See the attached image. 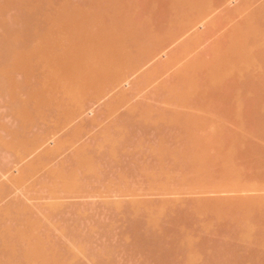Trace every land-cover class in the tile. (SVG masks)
I'll use <instances>...</instances> for the list:
<instances>
[{
    "label": "rangeland",
    "instance_id": "1",
    "mask_svg": "<svg viewBox=\"0 0 264 264\" xmlns=\"http://www.w3.org/2000/svg\"><path fill=\"white\" fill-rule=\"evenodd\" d=\"M4 1L0 0V3L2 4V3H4ZM19 1H17V3H19ZM51 1L52 2L54 1L52 4L50 3L53 6L50 5L49 8L45 7L48 9V10L46 9L47 15H45V17L44 16L42 17V19L44 20V21H42L43 24L48 25V26L52 23V21H54L55 14H57L56 10L59 8L58 5L61 6V4L66 5V7L68 8V10H67L68 12L70 10L72 11L74 9L75 5H77V7L79 6L81 8L82 13H84V14L81 13L82 14L81 16L87 20L86 23L88 21L91 23L90 20L92 19V17H94L95 15L102 14L103 12H104L103 13L104 15H102V17L105 16L106 15L105 12H107V10L109 11V7L113 5V2L115 5L118 4L117 6H119V9H120L119 10L117 8V6L114 5V8L112 7V9L114 11H110V13L113 12L112 13L113 15H115L114 14L115 12L117 13V10H118V13L121 12V10H123L122 8H124V7H125L124 10H127V11H122L121 13H123V12L127 13L128 10L131 9V7H133L135 10L132 11L133 10V8H132L131 9L132 12L131 11L128 12L131 14L133 13V15H131V16L128 15V16L131 17L132 20L135 18L134 19L135 21L133 20L135 23V24H133V26H136L134 28L132 27V25L130 26V30L131 31L134 30L133 33H131V35H132V36H130L131 38L132 37L134 38L136 36H138L140 38L139 34H142L140 32L141 29H143L142 32L145 29V27H143L145 25H141V24L143 22L145 24V22L147 21L146 20L147 15L152 14L151 17H150V15H148L149 16L148 19H150V18L152 19V20L151 19L150 20L153 24H150V25H151V28H153V29L151 30L148 28V30L150 31L148 33L152 32L153 35L149 34V36H148V33L146 32V34H147L146 36L148 37V39H152L151 36H154L156 39H158L157 37H159V39H158L159 43H158V45H155V47L159 48V49L156 50V48H154V46L147 47L149 50L150 49L152 50V53H151V51H149L147 48H146L147 50H145V47L147 45V43L145 41H143V42L141 41L142 45H141V43H139L140 42L139 40L136 42L139 45L134 44L133 43L134 41L132 42V44L129 43L132 46L135 45L134 47H137V48H140V47H138L140 45L143 46L144 44H146L145 46H143L144 48L142 47V49L144 50V52H146V54L144 53L145 54V56H144L143 53H140L141 49L139 51V49H137V48L134 49V47H132L130 45H129L130 47L128 45L126 46V49L128 47H129V49L131 47L133 49V50L131 49V52L132 53L134 52L133 55L130 53V51L128 49L127 50L130 53V55H129V53L126 52V54H128V56H129V58L131 57V55L133 56L130 58V59H132L133 64L131 65L132 62H130L128 67L126 66L128 63L126 65H124V68L126 69V67H127L128 70L125 71L124 68L122 69V71H124V73L126 75L124 73H122V71H121V76L118 75V79L115 82H118V80L121 79V77H123L121 79L123 82L122 81L120 82V80H119L118 84H116L115 82H112L111 80H109L107 82V79H109V78L106 77L107 75L103 72H102L103 75H106L104 79L102 78V76L99 75V72H100L99 66H100V62H101L100 61L98 63L99 66L96 67L97 68L96 70L98 71V69H99V72L97 73V71L94 69L96 71L95 73H97V75L92 78V81L98 75L100 76L99 77L100 80H97L98 78H96V80H94L92 82V84L90 82V85L88 84L89 85L88 88L91 87L90 90L87 89V86H86L87 90L81 89V91H83V92H81L80 94L84 93L82 95H84L85 98H84V96L78 95L79 96L78 97L76 95H73L75 93V90H73L74 93H72L71 91L67 93L66 91H69L72 89L68 88L70 86V84H69V82L66 83V81L65 82L61 81V82H63L62 85L60 86V84H61V82H60L58 85L59 88H57V86H56V88L54 90L48 89L46 86L42 87L41 91L43 93L46 94L49 90H51L52 93L54 94L53 96L57 97L56 100H58V102L61 101V102L66 104L67 108L69 109V113L67 112V114H63L61 112H58L56 106L54 107V105L53 106L51 105L50 107L46 106L44 108L45 109L44 110V116L45 115H48V116H45V117L44 116H38L36 108H35V106H33L32 110H34L33 116L35 118L33 119L32 115H31L32 122L29 123L27 118H25L21 114L20 107L16 106L17 103H16L15 99L11 96V94H9L7 91H5V92H3L2 90L0 91V185H2V189H4V190L7 189L5 191V193L7 192V194H5L3 192L4 190L1 191L2 193L0 192V197H1L0 198V214H1L0 215V218H1L0 219V223H1L0 228H4L5 226H8V225L10 226V232H8V235H6V233H5L4 236H8V237L10 236L9 240H11L10 243H11L12 248H13V253L6 252V254L10 253V255L7 257H9V258L12 257L13 261H11V264H12V262H14V264H24V263L36 264V261H37L36 259H39V257L41 255H39V257L37 256V258L34 259V256H35L34 250L35 249L30 247L31 244H29V242L33 243L34 241L37 242V240H41L42 243H43L42 240H44V242L46 241V243L48 245L44 243L45 244V245L43 244L44 247L46 245L49 246V244H50L51 247L55 248V250L57 251V254L55 253V255H54V249L51 248V250L53 249L52 250L53 253L51 251L49 253H52L53 255L48 253V255H50V256H48V255L47 256H48V258L51 257V259L53 258L54 260L57 257L59 259V262L61 261V257L62 258L64 257L63 259L65 260V257H67L69 255L68 251H70V255L68 257L70 258V256H71V258L67 259L68 264H71L70 262H72L74 264H77V263L78 264H94V263L95 264H101L103 262L102 264H106L107 263L106 261H108L107 264H112V263L113 264H165V263L166 264H181L182 263L183 264L184 262H185L184 264H237V263L238 264H264V227H263L264 226V210H263L264 209V205H263L264 204V193H263L264 192V180H263L264 179V142H263L264 141V135H263L264 134L263 133L264 128L262 127L263 128V130H262L261 127H259V126L264 125V124L262 125V123H264V119L260 120V118L262 116H264L263 115L264 114V68H261V67H264V64H263L264 62L261 64V62L263 61V57H262V59H261V57L259 58V56L262 55V50L256 48L259 56L257 55L258 60L256 58V61L252 64L251 71H248L250 69H245L248 72H251V75L253 76V79H252L253 83L250 82V84L252 85L251 88H250V84H248V86H247L249 92L247 91V88H246V90L244 89L245 91L242 92V95L240 97H239L238 92H240L241 89L238 88V84H237V81L234 78V76L229 75L228 77L226 76L225 79H223V80L219 79L218 76H216L215 69L213 68V65L215 62H217L219 60L223 61L224 58H225V60H226V58L232 59V57L235 56V54H233V52H230V51L232 49L231 44L233 43V35L235 38H237L236 36L238 34V32H237L238 29L240 31V30H243L244 27H246V29H247V27L249 28V26L252 27L253 26L252 22H254V21L256 22L255 25H258V27H260L259 25L262 26L264 24L263 23L264 22V18H263L264 14L261 13L262 9L264 8L263 7L264 6V0H240V2H238L239 0H237V1L236 0H232V1L230 0L232 3L229 0H228L229 2L227 0H213V2L215 3V5L213 3L214 7H213V5L212 6L208 5L206 8L204 6H202V4L200 5V4H198V2L194 1L197 5H199V7H198L191 0L190 1L183 0V2L187 5H182V6L178 5L181 2L172 3L171 0H168V2L172 3L171 5L176 7L177 11L174 10L175 16L178 17V15L180 14L181 15L180 17H182V15L186 14L183 17H185V18L189 17L187 20H189L191 18V22H190L191 24L188 25L189 27L187 26L188 29H183V30L177 29V31H175L177 33L175 34V32H174L173 33L174 35H172L171 33L167 34L165 32L166 29L164 28V27H166L164 24L165 23L164 21L167 20L168 12H170L172 9H174V7L171 6L166 0H163L164 2L161 0H157L158 2L160 1L159 3L163 2V4H165V5L169 4V5H167L168 7L163 5L164 10L166 9L165 7L169 8L168 10L166 9V11L162 10L163 8L160 7V6H162V4H159L157 1H153V0H152L153 2L150 0H140V1L139 0H106V1L105 0L104 1L103 0L102 1L101 0L100 1L99 0H59V1L58 0H51ZM135 1L137 4L133 3ZM175 1L176 0H174V2ZM218 1L221 3L219 4ZM35 2H38V1H35ZM100 2H101V4H99ZM156 2L158 3V5L154 4ZM165 2H167V3H165ZM188 2H190L192 4L194 3V6L196 5V7L199 8V10L195 9L196 7H193V5H191L190 3L188 4ZM236 2H238V3H236ZM13 3H14V1H13ZM106 3L107 4L109 3L110 6L106 5ZM111 3H112V5H111ZM132 3H133V5L135 4L136 7H134L132 5ZM44 4L46 5V3H44ZM176 4H177L179 9H177ZM226 4H227V6H226ZM8 5H9V3H8ZM17 5H19V6L21 5V7H22V4H20V3L16 4V5H9L8 7L4 8V9H6V12L4 9H1L4 6L3 7L1 6L0 13L2 12L3 14L2 15L0 14V34L2 32L4 33L5 30L7 31V29L4 30L5 27L3 28V25L5 23L1 22L4 20L6 21V23H11L8 25L12 26V27L15 26L16 29L18 28L19 25L22 27L23 23L21 25V21H22L21 18H23L25 16L23 14V17H22V14H21L22 8L19 9L18 8L19 6H17ZM90 5L93 8L94 7L95 8L93 9ZM93 5H95V6H93ZM100 5L103 6L102 8H105V9L104 10L102 8L100 9L99 8V7H101ZM105 5H106V7H104ZM127 5L128 6L131 5V7L130 8L127 7V9H126ZM142 5H143V7H142ZM149 5H151V6L149 7ZM154 5H155V8H154ZM6 6H7V4H6ZM89 6H90V8H89ZM96 6H99V7H96ZM187 6H188V8H187ZM228 6H231V8L230 7L228 8ZM15 7H17V8H15ZM137 7H138V9H137ZM148 7H149V9H148ZM152 7L154 8V10L153 9L151 10ZM216 7H218V8L216 9ZM225 7H227V8H225ZM62 8H60V10ZM83 8H85V9L82 10ZM91 8L94 10V12H90V10L92 11ZM145 8L148 9L149 13H147L148 11ZM159 8L160 9L162 8L161 10H162V12L163 11L164 12L162 13L161 11H159L160 10ZM191 8H192V10L190 11ZM200 8H201V10H200ZM202 8L211 9L210 12H212V13L210 14L209 10H205L206 11L205 12L204 9H202ZM260 8H261V10H260ZM95 9L97 11L99 9V10H101V12L98 11V13H97ZM157 9H159V10H157ZM188 9H189V13L192 12L191 13L192 16L191 15L188 16L189 15L187 13ZM193 9L195 10V12H193L194 11ZM60 10H58V12ZM179 10L180 11L182 10L183 12L185 11L184 14L183 13L181 14ZM202 10L206 16L204 14L202 15V13H201ZM259 10H260V12H257ZM85 11H87V13L90 14L91 17L89 15L87 16L85 14L86 13ZM151 11L153 13H150ZM156 11L157 12L159 11V13H162L161 17L159 16V13L155 14ZM144 12L147 13L146 16H143L145 14ZM94 13H95V15H94ZM110 13L107 12V17L108 16L109 17L108 18L105 17V18L111 19L110 16H113V15L112 14L110 15ZM164 13H166V14L163 15ZM195 13H198V15H200L199 18L201 17V19H198V15ZM207 13L210 16L207 15ZM255 13H256V15L258 14L257 16L260 15V17H256L254 15ZM119 14L118 15L116 14V17L121 15V14L120 15ZM20 15H21V17H20ZM40 15H41V13H40ZM58 15H56V19L58 18L57 17ZM153 15L155 16V18H153L154 17ZM162 15H163V17H162ZM261 15H262V17H261ZM86 16L88 18L90 17L91 19L86 18ZM132 16H133V18H132ZM193 16H194V18H192ZM252 16H253V18L256 17V20L253 21ZM60 17L64 18L63 16H60ZM100 17L101 16L99 15V18ZM114 17L115 16H113L112 18H114ZM52 18H54V19H52ZM157 18H158V20L161 18L163 20H160V23H159V21L156 20ZM203 18H207V19L205 20ZM56 19H55V22H57ZM58 19L61 20V18H58ZM102 19L103 18H100V20L103 22L104 19L103 20ZM107 19H106V21H107ZM131 19L129 18V20H131ZM210 19L212 21H210ZM40 20H41V18L37 21H40ZM150 20H148V21H150ZM153 20H154V22H153ZM46 21H48V22H46ZM59 22H58V24H59ZM89 22H88V24L90 25V27L88 26V24L85 23L87 30L93 26V25L91 26V24ZM110 22L111 21L105 22V23L109 24ZM192 22L193 23L197 22V24L194 23L195 24L194 25V24H192ZM199 22H201V23L198 24ZM1 23L2 24L4 23V24L2 25ZM105 23H104V25H105ZM129 23H128V25L131 24V23L130 24ZM203 23L205 26H203ZM53 24H51V25H53ZM60 24H61V22H60ZM60 24H59V26L62 27L63 25H60ZM92 24H95V23L92 21ZM161 24H162V27H159ZM40 25H41V22H40ZM54 25H53V27H55ZM96 25L93 26V29L92 28L90 29V31H91L90 37L92 38V41L89 38L90 31L87 32V35L88 34L89 35L87 36L86 39H89L90 43L97 41V39H99L100 36L104 37V35L106 34V31L108 30L107 32L108 33L110 32V35L107 33L106 37H104V38L106 40L107 37L108 38L110 37L109 39H107V40H109L108 43H105V45L109 46V44L111 43V41H110L111 30L110 31H109V29L106 30L105 26H104L103 29H105V31H103L102 27L100 28V26L103 25V23L101 25H97V28H96ZM5 26L8 29L11 28V27L9 28V26H7V25H5ZM43 26H40V27H42L44 29V27H46V26H44V27ZM56 26L57 27H55V28H53L51 26L49 29L52 30V32H55V31L58 32L60 27L58 28V25H56ZM191 26H193V27L191 28ZM23 27H25V24ZM38 27H39V25H38ZM98 27L100 28V30ZM140 27H142V28H140ZM239 27H243V28L241 29ZM255 27H257V26H255ZM262 27L264 29V25ZM15 28H13V29H15ZM56 28H57V30L54 31V29H56ZM132 28H133V30H132ZM194 28L197 29L196 30L197 32L194 30ZM236 28H238V29H236ZM1 29H3V31ZM40 29H37V31L35 29V33H37V36H39L38 33L40 31H38V30H40ZM158 29H161V30H158ZM62 30H63V32L65 31V33L62 34V31L60 29L61 33L59 32L60 33L59 36L63 35V37H62V40H63L64 37L65 38L68 37V32H67V30H65L63 28H62ZM153 30L155 31V33ZM178 30H180V32H178ZM187 30H192V31H190L191 33H189V31L187 32ZM260 30H262L261 27H260ZM44 31H45V29H44ZM44 31H42V32H44ZM183 31L185 34L184 35L185 41L183 40L184 38L183 39L181 38L182 40L180 39L181 42H179V38H177V37H180L181 35H183V33H181ZM233 31H235L236 33ZM42 32H41V34H42ZM46 32L47 31H45V33ZM103 32H104V35H102ZM136 32H138L139 34ZM159 32L162 33L161 38H160V36H158L159 34H161ZM185 32L189 33L190 35L186 34ZM35 33H33V34H35ZM134 33L136 34V36L135 35L133 36ZM163 33L166 34V36ZM233 33H235L236 36ZM33 34H32V36H33ZM64 34H67V37ZM179 34H181V35L175 36V35H179ZM170 35H171V37L174 36L173 38L176 37L175 38L176 40L170 39L171 38V37H169ZM34 36H36V35H34ZM93 37L97 38V39H93ZM138 37H136L135 39L137 40ZM165 37L167 39L169 37L168 41ZM104 38H102V40ZM162 39H165V41L167 43L164 40L163 41L165 43L163 41H161ZM32 40H30V42L31 41L34 42V39H32ZM37 40H39V39H37ZM102 40L99 39L98 40L99 43L98 44L95 43V49L96 50H97V47L100 50H101V48L104 47V44H103L104 40L103 41ZM169 40H170V42H169ZM172 40H175L174 45L171 44V43H173ZM234 40H237V39H234ZM39 41H35V42H39ZM155 41L157 43V40H155ZM176 41H178L177 42L178 44L175 43ZM84 42H88V40H86ZM113 42H114V40L112 39V43ZM162 42H163V44H161ZM29 43H28V45H29ZM181 43H183V44H181ZM31 44H33V43H31ZM37 44H33V46L31 45L32 50L33 51L35 49L36 50L34 52H32V50L30 49L31 51H29L27 53V59H28L27 61L28 62H27V64L25 62V64H26V66L29 67L30 62H31L32 64H31L30 68H33L34 67L33 64L37 65L39 63L38 67L35 66V73L40 75V77L41 76L44 77L47 74V72L49 71V70L47 71L48 65L46 62L44 63L43 61H41V59L39 58L40 55H38L36 53V51L42 52L45 48H47V50H45V52L46 51L47 52L45 53L43 51L42 54L43 53L48 54V49H50V46L47 45L49 47H46L45 44H38V45ZM84 44L85 43H83V44L81 43L78 46L82 48V46ZM86 44L87 45L83 46V47H85L86 50L90 49L92 51V49H93V51H94L93 53L96 52V54H94V56H96L98 52H100V53L103 52L100 50L95 51L94 47L89 48V47H91V44L89 46H88V43H86ZM93 44H92V46H93ZM100 44H101V46L103 44V46L101 48L99 47ZM169 44H170V46L168 47ZM179 44L181 46H179ZM36 45H37V48H39V49H40V47H42V50H39V49L37 50V48H35ZM161 45H162V48H161ZM177 45H178V49L180 47L182 48V51H181V48L179 50L176 49ZM78 46L76 47V52L73 51V49H72L73 47H71V48L70 47H63L64 49H62L60 51L59 55L62 53L61 54L62 56L60 55L62 59L63 58L64 59H66V58L70 59L72 56H78L77 58L79 59V61L80 60L82 62L84 60L86 61V57L88 56V54H86V51L83 48V51H82V49L81 50L78 49V50H79V52L81 51L80 54L82 52L83 53L85 52V54L87 56L84 54V57L86 56L84 58V57H82V55H78L79 54V52L77 50ZM111 46H112V48L114 46V49H115V45L110 44V47ZM164 46L166 48H170L171 50L169 49L168 53H167L168 49H166V51L162 52L161 50L163 48L165 50ZM183 46L184 47L186 46L184 52H183V49H184ZM29 47H30V45H29ZM51 49H53V48L51 47ZM66 49H68V50L70 49V51H68ZM71 49L73 52H71ZM136 49H137V51H136ZM174 49H176V50L174 51ZM103 50H104V48H103ZM143 50H142V52H143ZM153 50L156 51V52H154V54H153ZM65 51H67V52H65ZM171 51H172L171 54H174V52H175L174 56L170 55ZM50 52H51V56H53L55 53L53 58H55V56L57 57L58 54H57V52H54V49H53L54 53H52V50H49V53ZM63 52L66 54L65 55L66 58L63 57L64 56ZM68 52H71L70 54L73 53V55L71 56L70 54H68ZM137 52H139V53H137ZM148 52H150V53L148 54ZM159 52H161V53H159ZM164 52H166V53H164ZM176 52H177V54H176ZM254 52H255V49H254ZM254 52H253V54H254ZM29 53H31L30 54L32 56L31 59L29 58V56H30ZM74 53H77V54H74ZM100 53H98L97 56L98 57L101 56V58H102L103 54L102 53L100 54ZM155 53L157 56L155 55ZM157 53H159L160 55ZM39 54H41V53H39ZM147 54L150 55L151 58L153 57L152 59H154L151 63L147 64L149 68L147 67V68L141 69V67L139 65L136 66V62L138 63L139 61H141L140 58H142V60H143L144 57L148 56ZM67 55L70 56V58H68ZM254 55H256V54H254ZM47 56H50V55H47ZM60 56L57 57V60H56V58L53 60L52 57L51 58L48 57V58L51 60V62H54L55 60H56L55 62H57L58 59H61ZM79 56H81V58H79ZM90 56L92 57L93 55H90ZM97 56H96V59H99ZM134 56H135V58H134ZM161 56H162V58H161ZM168 57H171V58L169 59ZM137 58H139V59L137 60ZM166 58H168V59H166ZM220 58L221 59L223 58V59L221 60ZM29 59L32 61H30ZM102 59H100V60H102ZM162 59H164V60H162ZM34 61H35V63H33ZM85 61H84V63H81V64H86L87 62H85ZM97 62L98 61H96V63ZM39 65H41V66H39ZM93 65H95V64H93ZM130 65L133 66L132 67L133 69L129 68V67H131ZM152 65H154L155 67L157 66L158 70L155 71L154 69H156V68L151 70L154 67ZM95 66H97V65H95ZM101 66H102V64H101ZM135 67L136 68L138 67L140 70L135 69ZM38 68H39V70H38ZM1 69L2 68H0V73H1V75H3L4 72ZM189 69H191L190 72L188 71ZM17 71H18V69L16 70V72ZM44 71H45V73H44ZM133 71L139 72V75L141 74V77L139 78L138 73L137 72L134 73ZM148 71H149V73H148ZM151 71H153L154 73H152ZM20 72H21V70H20ZM20 72H19V74L17 73L15 75L16 77H14V78H16L17 80L19 78L18 83L23 84L25 82L24 80H26L25 79L26 77L23 76V74H21L22 72L21 73ZM38 72L39 73L41 72V73L39 74ZM129 72L131 75L128 74ZM145 72H147L148 74ZM102 73H101V75H102ZM142 73H145V76ZM182 73L186 74V76L185 75H183V76H185V77L188 76L189 79L183 77ZM245 73H247V72H245ZM135 74H137V76ZM180 74L183 78L182 81L179 80V78L181 77ZM123 75L126 76V78H124ZM119 76H120V78H119ZM191 77L194 80H196V82L199 84L193 83L195 81L193 80V82H192ZM22 78H23V80H22ZM127 78H128V80H126ZM185 79H187L188 83L185 81ZM30 80H32L35 83L37 81L35 79V77L31 78ZM101 80H102V84H103L101 86L107 87V88H103V90H107V91H105L106 94L108 95V96H106V98H105V95L100 96L98 94H97L98 97H96L97 91L95 92V89H97V90L102 89L100 86L101 83L98 84V82ZM104 80H106V81L103 82ZM253 80H255V81H253ZM131 81L133 82L134 85L132 84ZM179 81L183 82L184 85L186 84L185 86L188 87V89H186V92L188 90H191L190 86H192V84H196L195 87L198 85V87H199L198 88L199 91L197 90L198 93L195 91L196 88H193L194 87V85H193L192 86L193 90H191L193 92H191V91L188 92L189 96L187 95V98L186 97L183 98L184 96H182V98H181L182 100H181L180 95H182V94L180 92H182V91H180V90L182 88L180 87L181 82H179ZM109 82H111V84L112 83L113 84L111 85ZM93 83H94V85H93ZM108 83H109V85H108ZM122 83H123L124 87L121 86ZM96 84H97V86H95ZM115 84L118 87L114 86ZM91 85H93V88ZM129 85H131V86H129ZM177 85L180 88L176 87ZM184 85H181V86L184 87ZM62 86L64 87V89H61ZM98 86L100 88H98ZM172 86H175V89ZM65 87L68 89L66 90ZM94 87H96V88H94ZM171 88H173L175 91L172 90ZM89 91H90L91 95H93V96H91L89 94ZM183 91H185V90H183ZM64 92H66V93H64ZM78 92L79 91H77L76 94H78ZM85 92H87V93H85ZM52 93H49V94L51 95ZM70 93H72V95L74 97L72 95L67 96ZM193 93H196V94H193ZM172 94H173V96H172ZM184 94H186V93H184ZM46 95H48V94H46ZM70 96H72L73 98H70ZM86 96H87V98H86ZM173 98H175L176 101ZM65 99H67V100H65ZM170 100L173 102L169 103ZM144 102L146 103V106H145ZM181 102L184 103L185 107ZM142 103L144 104V106L146 108L144 106H142V107L145 109H147V107H148L147 110L150 111V112L148 111V115H149L148 118L150 119V117H151V119L149 121H147V120L145 121L144 120L145 117L143 118L139 114L138 115L135 114V116H134V113H135L134 109L137 110V107L139 109V107L141 105H143ZM147 103L148 104L150 103L151 105L149 104V106H148ZM72 104H74V105H72ZM261 104L263 106H260L262 108H259V105H261ZM256 107L259 108L260 112L258 111V108H256ZM47 108H48V110H46ZM50 108H51V110H50ZM249 111H251V112H249ZM155 112H158V115H155ZM252 112L256 116L255 115L253 116ZM257 112L259 114H261L260 118L257 117V115L259 116V114H256ZM150 113H151V116H150ZM159 113H161V115L164 113L161 117L163 118L164 116H166L167 119L169 120V123L166 122L167 124H164V125H166L164 127V125L162 123L165 121L161 122L162 119L158 118L159 122H161V125L163 126L162 128H160L161 130L159 129V127H161V126H159V125L157 126V124L155 125L157 120H154V122L151 121L152 118L155 119V117H157V116L160 117ZM234 113H236V114H234ZM243 113H244V115H243ZM237 115H239V116H237ZM128 116H130V117H128ZM131 116H134V117H131ZM177 116H178V118H177ZM124 117L129 118V119L133 118V122L131 119L130 120L134 125L131 127H128V125L126 124L127 125L126 131L129 129L128 130L129 133H128V135H125V134H127L128 131L127 132L124 131V132H126L124 135L127 139L124 137L126 139V140L124 139L125 140L124 141L123 139L118 138L119 140L117 141V137H119L121 133L120 134L117 133L120 130L116 131L114 129H116V125L119 124L120 122L123 123L124 120H128V119H125ZM189 117L192 120L189 119ZM244 117L246 120L243 119ZM148 118L146 117V119H148ZM193 118L197 121L194 122ZM262 118H264V117H262ZM134 119H136L137 121ZM215 119L217 122L214 121ZM119 120H120V122H119ZM130 120H129V122H130ZM173 120L174 121L176 120L175 121L176 124H174ZM116 121H118V122H116ZM134 121H136V123ZM170 121L173 123L171 124ZM186 121H188V122L191 121V123H192L191 125H194L196 122H198L196 124V126L197 125L198 126L197 127L195 126L196 128L194 127L193 131L191 130L192 133H188V131L185 132L186 130L191 129V128L190 129L188 128L190 123H188ZM260 121H262V122H260ZM125 122H128V121H125ZM129 122H128V124H129ZM145 122H146V124H145ZM159 122H158V124H160ZM258 122H259V126H258ZM26 123H28V124H26ZM132 123L129 124V126L132 125ZM180 123H181V125H180ZM218 123H220V124H218ZM24 124H25V126H24ZM186 124H187V126H186ZM223 124H225V125H223ZM245 124H247V125H245ZM119 125H121V124H119ZM144 125H146V126H144ZM257 126L261 130L257 129L256 128ZM26 127H28V128H26ZM120 127L121 126H119V128ZM112 128H114V129H112ZM123 128H125V125ZM13 129H14V131H13ZM255 129L257 131H254ZM23 130H25V131H23ZM123 130H125V129H123ZM55 131H56V133H55ZM105 131H109V132L105 133ZM191 131H189V132H191ZM250 132H252V133H250ZM255 132H258V134H255ZM22 133L24 134L23 136H26V134H27L28 143H29L28 144L29 150H33L32 147H35L36 145L38 146L39 144L44 143V144L39 146L40 148L36 147L38 149L35 152H34V150H35V148H34L33 153L31 155H28V157L26 156L27 158L23 157L26 154H24V155L20 154V152H19L20 144L18 143V141H16V137H22ZM193 133H195V134H193ZM261 133H262V135H261ZM110 134H112V135H110ZM196 134L200 135V136H198L199 138L197 137ZM221 134L224 137L220 136ZM252 134H254V135H252ZM194 135H195V137H194ZM204 135L206 137H207V135H209L208 137L210 138V136H211V138L210 139L206 138V137H204ZM234 135H235V138H233ZM189 136H190V138H189ZM106 137H108V139ZM121 137L123 138V136H121ZM196 137H197V139H201V140L204 137L206 139V141H207V139H208V141L212 140L210 142V145L213 144V146L211 145L213 148H211L210 145L207 146L208 145L207 142L206 143L204 142L207 146V151L210 148L208 155L205 156V154L203 153L205 151L203 149L206 148V146H205L203 149H201V150L199 149L200 151L203 150L202 153H203L204 157H202L200 155L202 153H199L198 157L197 156L195 157V155L192 154V155H194L193 157H195V160H194V158L191 157V155H190L193 151L191 153H189V152L191 150H195V149H193V148H195L193 146H196L197 143L194 144L193 142L196 140ZM200 137H202V138H200ZM213 137H214V139H213ZM228 137L233 138V142L236 141V140L234 141V139H236V137H237V141H236L237 143L236 144H239L240 146L233 143L230 140V138H228ZM238 137H240L239 138L240 140L238 139ZM109 138H112V140ZM194 138H195V140H193ZM60 139H62L63 141H61ZM224 139L227 140V141L225 140V142H227V143L224 142ZM56 141H57V143H56ZM203 141H205V140L203 139ZM229 142L232 144H230ZM200 143L202 145H204L202 142H200ZM221 143L222 144L224 143V144L222 145ZM226 144H229V145H226ZM162 146L167 148V150L170 149L169 152L170 153L172 152L173 156H172V154L170 155V153L168 151H166L165 148H163L165 150L163 152H166V154H164V153L161 154V152H159V151H161L160 149L162 148ZM218 146H219V148H218ZM224 146L227 148L229 146L231 153H229V150H227V148H225ZM47 147L48 148L50 147V149H48ZM113 147H114V149H113ZM117 147H118V149H117ZM120 147H121V149H120ZM197 147H198V145H197ZM240 147H241V149H240ZM45 148H47L48 150ZM43 149H45V150H43ZM189 149H191V150L189 151ZM114 150L116 153L114 152ZM196 151L197 152H194V153H198L197 148H196ZM207 151L205 153H207ZM213 152H214V154H213ZM255 152L257 153V156H256ZM112 153L114 156L116 155L115 158L113 155H111ZM176 153H177V155H176ZM167 154H169V155L167 156ZM179 154H180V156H178ZM217 154L221 160L219 159V157H217ZM37 155L41 156L40 159L38 158V161L36 159ZM229 155H230V157H229ZM84 156H88V158L89 157L91 158V159H89L90 162L92 163L91 166L93 165V167H96L95 169L93 168L92 170H89L90 167L87 166L88 164L87 165H86V163H85V165L83 164L85 161H88V159L87 160H81V159H83ZM211 156H214V158ZM260 157H262V158L259 159ZM203 158L205 160H203ZM215 158H217V159H215ZM227 158L229 159V161L227 160ZM208 159L211 161H209ZM198 160H200V161H198ZM29 161H32V166H33V164H36L35 167L30 168ZM40 161H41V163H40ZM92 161H94V162H92ZM212 161H213V163H212ZM223 161L225 162L226 166L224 165ZM229 162L230 163L232 162V163L229 164ZM203 163H205V164H203ZM27 164H28V167H27ZM229 165H232L233 167H231ZM230 167H231V169H230ZM196 168H198L199 170ZM63 171H64L65 175L63 174ZM171 171H173V172H171ZM59 172H62V173H59ZM230 172H231V174H230ZM233 173L235 175L232 176ZM234 176H236V177H234ZM17 177H18V180H16ZM224 177H225V179H224ZM230 177H231V179H230ZM68 178L70 180L72 178L73 179L70 181ZM256 178H257V180H256ZM189 180H190V182H189ZM219 180H221V181H219ZM153 181H154V184H153ZM68 183L69 184L71 183L70 186H67V185H69ZM155 184H157V185H155ZM216 185H217V187H216ZM183 186H185V187H183ZM224 186H225V188H224ZM152 188H153V190H152ZM179 188H180V190H178ZM66 190H67V192H66ZM165 190L167 192H165ZM72 192L73 193L78 192V193L73 194ZM202 192H203V194H202ZM206 192H208V193H206ZM68 193H71V194H68ZM150 193H152V194H150ZM190 193H191V195H190ZM139 195L142 197H140ZM194 195H195V197H194ZM159 196H160V198H159ZM153 197H156V198L153 199ZM168 198H169V200H168ZM185 198H187V199L185 200ZM258 198H259V200H258ZM151 199L153 200V202L151 201ZM161 199L163 200L162 202H161ZM181 199H183V200H181ZM227 199L230 202H228ZM241 199H242V202H244V203L241 202ZM164 201L166 202V204H164L165 203ZM193 201H194V203H193ZM226 201H227L228 205H227ZM151 202L153 205L151 204ZM154 203L156 205H154ZM187 203H188V205H187ZM167 204H168V206H167ZM176 204H177V206H176ZM189 204H191V205H189ZM221 204H222V207H221ZM169 205H170V207H169ZM193 205H195L196 207ZM10 206L11 207L14 206V207H12L13 214H11V215L9 214L8 216H6L4 214V212L6 210L5 208H8ZM183 206L184 207L188 206V207L187 208L185 207L186 209H184ZM190 206H192V208ZM141 207H143V209ZM152 207L154 208V210L152 209ZM235 207H237V208H235ZM172 208H174V209H172ZM123 209L125 211H123ZM190 209H191V213H190ZM192 209H193V211H192ZM185 210H187V211H185ZM235 210H236V212L234 213ZM197 211H199V212L197 213ZM212 211H214V212L212 213ZM216 211H217V213H216ZM241 211H242V213H241ZM186 212L189 214L190 218H189L188 214H186ZM193 212H194V215L196 214V216H194V217L192 216ZM211 213H212V215H211ZM214 213H216V214H214ZM218 215H221V216H218ZM222 216H223V218H222ZM195 217H196V219H195ZM220 218H221V220H220ZM137 219L139 221H136ZM233 219H234V221H233ZM133 220H135L138 223H136ZM140 220L142 223H140ZM196 220H198V221H196ZM132 222L134 224L135 223L136 224L133 225ZM159 222H161V223H159ZM206 222H208V223H206ZM215 222H216V224H215ZM30 223L31 224L35 223V224H32L33 226L31 227ZM143 223L145 224V227L143 226ZM191 223H192V225H191ZM141 224H142V226H140ZM136 225L138 227H136ZM194 226H195V228H194ZM139 227H143V229L146 228L145 229L146 231H148L147 228L148 229L150 228L151 230L149 233H151V235L148 233V236L149 235L152 236V233H154L156 236H158V234H159V235L163 236L164 239L163 238L161 239L163 241L160 240L161 236H159V240H160L159 245H158V237H156V236H154V238H152V237L149 238L150 240H147L148 236L147 237L145 236L147 234V232L141 228H140L141 229L140 230ZM209 227H210V229H209ZM134 228H135V231L133 230ZM192 228H194V229H192ZM27 229H29V230L27 231ZM189 229L192 231H190ZM195 229H197V230H195ZM33 230H35V232ZM136 230H137V232H136ZM142 230H143V232H142ZM20 231H23V232L26 231L25 233H27V235L26 236H19ZM32 231L34 232V234H32ZM193 231H194V235H192ZM139 233H140V235H139ZM143 233L145 234L144 236H143ZM156 233H158V234H156ZM167 233H169V234H167ZM36 235L38 237H36ZM171 237H172V239H171ZM175 238H179V239L177 240ZM174 239L178 242V244L180 246H177L178 244ZM260 239H261V241H260ZM143 240H144V243L142 242ZM156 240H157V242H156ZM172 240H174V242ZM194 240H195V242H194ZM149 241H150V243H148ZM152 241H154V242H152ZM139 242L141 243L140 246H139V244H140ZM163 242L164 243L166 242V243L163 244ZM169 242H170V244H169ZM191 242L194 244H191ZM151 243H152V245H155V246H152ZM160 243H161V246H160ZM156 244L159 247L164 246V247H162V250L160 252H159V250L161 248L159 249V247ZM183 244H185V245H183ZM166 245H167V247H166ZM182 245H183L184 250L181 248ZM37 246H39V248H38L39 250H36V251L41 252L40 245H37ZM186 246H188L189 248L188 247L186 248ZM190 246H191V248H190ZM194 246H196V247H194ZM200 246L202 249L200 248ZM41 247H42V245H41ZM58 248H60V249H58ZM163 248H166V249H163ZM168 248H170V249H168ZM32 249H33V252H31ZM178 249H180V251H178ZM195 249H197V250H195ZM185 250H187L188 252L187 251L185 252ZM58 251H60L61 253ZM2 252H4L3 249H2ZM2 252L0 253V255L2 254ZM73 252H74V254H73ZM157 252L159 255L157 254ZM183 252L185 253V255H183L184 254ZM42 253H43V250H42ZM166 254H168V255H166ZM103 255H104V257H103ZM1 256H3V255H1ZM29 256H31V257H29ZM42 256H43V254H42ZM94 257H96V258H94ZM161 258H162V260H160ZM10 259L7 261L10 262ZM76 259L78 260V262H75V261H77ZM108 259L109 260L111 259V260L109 261ZM231 259L232 260L235 259V260L231 261ZM43 260H45V257H43ZM43 260H41V261H43ZM113 260L115 262H113ZM38 261H40V259ZM163 261H164V263H161ZM222 261H224V262H222ZM50 262L46 263V264H51ZM62 262H64V261L62 260ZM3 263H6V262H3ZM37 264H40V263L37 262ZM44 264H45V262H44Z\"/></svg>",
    "mask_w": 264,
    "mask_h": 264
},
{
    "label": "bare ground",
    "instance_id": "2",
    "mask_svg": "<svg viewBox=\"0 0 264 264\" xmlns=\"http://www.w3.org/2000/svg\"><path fill=\"white\" fill-rule=\"evenodd\" d=\"M4 1V0H3ZM8 1V2H7ZM5 0L4 1V3H0L1 5H0V8H1V6L3 7V8H1V9H4V8H6V7H8L9 5H16V4H22V7H21V5L19 6V5H17V6H19L18 8L19 9H21V14H22V17H23V14H24V16L25 17H23V18H21V25H22V23H23V25H22V27L19 25H17L18 26V28L16 29L15 28V26L14 27H12V26H9L8 24H11V23H6V21L4 20V21H1V22H4L2 25H3V28H4V30L5 29H7V31L5 30L4 31V33L2 32L1 34H0V68H2L1 70H3V72H4V74L3 75H1V73H0V91L2 90L3 92H5V91H7L9 94H11V96L15 99V101H16V103H17V105L16 106H18V107H20V109H21V114L25 117V118H27V120L29 121V123L30 122H32V120H31V115H32V118L34 119L35 117L33 116V114H34V110H32V107L33 106H35V108H36V111H37V115L38 116H44V108L46 107V106H53L54 105V107L56 106V108H57V110H58V112H61V113H63V114H67V112L69 113V109L67 108V106H66V104L65 103H63V102H58V100H56V98L57 97H54L53 95V93H52V89L54 90L55 88H56V86H57V88H59L58 87V85H59V83L61 82V81H63V82H65L66 81V83L67 82H69V84H70V86L68 87V88H70V89H72V90H69V91H66L67 93L68 92H72V93H74V91L73 90H75V93L73 94V95H76V96H78V95H80V96H84V95H82V94H84V93H82V94H80L81 92H83V91H81V89L83 90V89H86V86H87V89L88 90H90L91 89V87H89L88 88V86L90 85V82H91V84H92V82L94 81V80H96V78H98L97 80H100V76H102V78L104 79L105 78V76L106 77H108L109 79H107V82L109 81V80H111L112 82H115V81H117V79H118V75H120L121 76V71H122V69L124 68V65H126L127 63V67H128V65L130 64V62H132V59H130L131 57H133L132 55H133V53L131 52V49H132V47H134V46H132L131 44H132V42L134 43V44H137V45H139L138 43H136L138 40L140 41L139 43H141V45H142V42L143 41H145L146 43H147V45L146 44H144L143 46H145L146 45V47H145V50H147L148 48L147 47H151V46H154V48H156L155 47V45H158V39H159V37H157L158 39H156L154 36H151L152 37V39H148V37L146 36L147 34H146V32L148 33V32H150L149 30H148V28L149 29H153V28H151V25L150 24H153L152 22H151V20L150 19H148V15H150V14H148L147 15V13H149V11H148V9H149V7L152 5H149V7H148V9L147 8H145V9H147V13H145L143 16H146L147 15V21L145 22V24H144V22L141 24V25H145V26H143V27H145V29H144V31L142 32V30L143 29H141V33L142 34H139L138 32H136V33H138L139 35H140V38L138 37V36H136V34L134 33L133 34V36L135 35L136 37H138V39L136 40L135 38L136 37H130V36H132L131 35V33H133V28L134 27H136V26H133V24H135L134 23V21L131 19V17H129L128 15H133V13L131 14V13H128L129 11H131V9L133 8V7H131V5L130 6H126V9H127V7L128 8H130L131 7V9H129L128 10V12L127 13H121L122 11H127V10H124V8H122L123 10H121V12H119L118 13V10H117V13L115 12L114 14L115 15H113L112 13L113 12H111L110 13V11H114L113 9H112V7L114 8V2H113V5H112V3H111V5L112 6H110L109 5V3L107 4L106 3V5H109L108 7H109V11L107 10V12H109L110 13V15L112 14L113 16H115L114 18H112L113 16H110V18L111 19H107L108 17H107V12H105V16H103L102 17V15H104L103 13L102 14H99L101 17L100 18H105V17H107V18H105L104 19V21L102 22L101 20H100V18H99V15H95V13L97 12L98 13V11H100L101 12V10H99L98 9V11L96 10V12L94 13V15L96 16H94V17H92V19L90 18L91 16H90V14H88L87 13V11H85L86 13V15L88 16H90L89 18L86 16V18H88V19H91L90 21H91V26L93 25H101L102 23H103V25H101L100 26V28L102 27V29H103V27L105 26V29L107 30V29H109V31L111 30V39H110V41H111V45L113 44V45H115V49H114V46H113V48H112V46L110 47V44H109V46L108 45H105V43H108V41L109 40H107V39H109L108 37H107V39L105 40V38L104 37H106V35H107V31H106V34L104 35V32H103V34L102 35H104V37H101L100 36V38L99 39H101L102 40V38H104L102 41H103V44H104V50H103V48H101L102 46H103V44H102V46H101V44L99 45V47L101 48V50L100 49H98V47H97V50L95 49V43H99V39H97V38H94L93 37V39H97V41H94V42H91L90 43V40L92 41V38L90 37L91 36V31H90V29L92 28L93 29V26L91 27V28H89L88 30H87V28H86V24H88V22L86 23V19L84 18V17H82L81 15L82 14H84V13H82V11H81V8L79 7H77V5H75V7H74V9L70 12H68L67 10H68V8L66 7V5H62L61 3V6L63 7H61V6H59L58 5V9L56 10V13L57 14H55V19H56V15H58L57 17L58 18H61V20L63 21H61L60 19H56V21L57 22H55V19L54 18H52V19H54V21H52V23L51 24H53L55 27H57L56 25H58V28L60 27L59 26V24H60V22H61V24L60 25H63L62 27H60L59 28V31L58 32H56L55 30H57V28L56 29H54V31L56 32H52V30H50L49 28L52 26L53 27V25H45V24H43V22L42 21H44L43 19H42V17L44 16L45 17V15H47L46 14V12H47V8H49V6L54 2H52L51 0L49 1V0H13L14 1V3H13V1L12 0ZM10 1V2H9ZM12 1V2H11ZM17 1H19V3H17ZM35 1H38V2H35ZM42 1V2H41ZM59 1V0H58ZM100 1V0H99ZM102 1V0H101ZM104 1V0H103ZM106 1V0H105ZM140 1V0H139ZM150 1H152V0H150ZM153 1H157V0H153ZM152 1V2H153ZM161 1H163V0H161ZM167 2H168V0H166ZM172 1V3H178V2H183V0H176L175 2H174V0H171ZM188 1H190V0H188ZM192 2H198V4H202V6H204L205 8L209 5V6H212L213 5V0H191ZM228 1V0H227ZM230 1V0H229ZM228 1V2H229ZM232 1V0H231ZM230 1V2H231ZM237 1V0H236ZM158 2V1H157ZM154 3V4H157L158 5V3L160 2H158V3ZM164 2V1H163ZM163 2H161V3H159V4H162V6H160V7H162L163 8V5L164 6H167V5H171L172 3H170V2H168L169 4H163ZM167 2H165V3H167ZM186 2V1H185ZM194 2V3H195ZM225 2V1H224ZM238 2H240V0L238 1ZM238 2H236V3H238ZM7 4V6H6V4ZM8 3H9V5H8ZM11 3V4H10ZM44 3H46V5L44 4ZM49 3V4H48ZM51 3V4H50ZM96 3V2H95ZM133 3H136V1L135 2H133ZM133 3H132V5H133ZM151 3V2H150ZM178 4V5H180V6H182V5H187V4H185L184 2V4L182 3V4ZM187 3V2H186ZM190 2H188V4H189ZM194 3L192 4V3H190L191 5H193V7H196V5L194 6ZM217 3V2H216ZM218 3L220 4L221 2H219L218 1ZM232 3V2H231ZM5 4V5H4ZM48 4V5H47ZM58 4V3H57ZM65 4V3H64ZM88 4V3H87ZM99 4H101V2L99 3ZM103 4V3H102ZM137 4V3H136ZM148 4V3H147ZM225 4V3H224ZM70 5V4H69ZM86 5V4H85ZM98 5V4H97ZM104 5V4H103ZM106 5L104 6V7H106ZM118 5V4H117ZM117 5H115V6H117ZM144 5V4H143ZM143 5H142V7H143ZM214 5H215V3H214ZM214 5H213V7H214ZM223 5V4H222ZM51 6H53V5H51ZM65 6V7H64ZM68 6V5H67ZM72 6V5H71ZM87 6V5H86ZM91 6V5H90ZM90 6H89V8H90ZM93 6H95V5H93ZM101 6V5H100ZM134 7H136L135 6V4L133 5ZM148 6V5H147ZM171 6H173V5H171ZM176 6H177V4H176ZM179 6V7H180ZM189 6V5H188ZM188 6H187V8H188ZM198 7H199V5H197ZM226 6H227V4H226ZM12 7V6H11ZM10 7V8H11ZM45 7H47V8H45ZM55 7V6H54ZM69 7V6H68ZM92 7V6H91ZM96 7H99V6H96ZM103 6H101V7H99L100 9L102 8ZM168 7V6H167ZM167 7H165L167 10L169 9V8H167ZM170 7V6H169ZM174 7V9H172L170 12H168V17H167V20H165L164 22V24H165V26L166 27H164L165 29H166V33L168 34H172V35H174L173 33L175 32V31H177V29H188V25L189 24H191L190 22H191V18L189 19V20H187L188 18H185V17H183V16H185V15H182V17H180L181 15L179 14H177L178 15V17L177 16H175L174 15V10H176V7L175 6H173ZM201 7V6H200ZM220 7V6H219ZM231 8V6H228V8ZM264 7V6H263ZM262 7V8H263ZM15 8H17V7H15ZM45 8V9H44ZM51 8V7H50ZM60 8H62L61 10H60ZM78 8V9H77ZM86 8V7H85ZM85 8H83L82 10H84ZM93 8V7H92ZM91 8V9H92ZM95 8V7H94ZM93 8V9H94ZM112 10H111V9ZM116 8V7H115ZM117 8L119 9V6H117ZM154 8H155V5H154ZM154 8L152 7L151 8V10L153 9L154 10ZM161 8V9H162ZM218 7H216V9H217ZM221 8V7H220ZM225 8H227V7H225ZM224 8V9H225ZM47 9V10H46ZM88 9V8H87ZM92 9V11L90 10V12H94V10ZM103 10L105 9V8H102ZM107 9V8H106ZM137 9H138V7H137ZM160 9V8H159ZM159 9H157V10H159ZM159 10V11H161L162 12V10H164V8L162 9V10ZM166 9L164 10V11H166ZM177 9H179L178 8V6H177ZM185 9V8H184ZM195 9H197V10H199V8H195ZM202 9H204V8H202ZM213 9V8H212ZM215 9V10H216ZM5 10V12H6V9H4ZM3 10V11H4ZM44 10V11H43ZM58 10H60L59 12H58ZM102 10V11H103ZM120 10V9H119ZM135 9L133 8V10L132 11H134ZM142 10V9H141ZM192 10V8L190 9V11ZM194 10V9H193ZM200 10H201V8H200ZM205 10H209V13L211 14L212 12H210L211 11V9H204V11ZM260 10H261V8H260ZM260 10L259 11H257V12H260ZM2 11V10H1ZM8 11V10H7ZM10 11V10H9ZM116 11V10H115ZM131 11V12H132ZM137 11V10H136ZM140 11V10H139ZM159 11L157 12H155V14H158L159 13ZM163 11V12H164ZM177 11V10H176ZM180 11V10H179ZM218 11V10H217ZM51 12V11H50ZM143 12V11H142ZM162 12V13H163ZM185 12V11H184ZM184 12L181 10L180 11V13L182 14H184ZM193 12H195V10L193 11ZM201 12V11H200ZM206 12V11H205ZM18 13V12H17ZM40 13H41V15H40ZM71 13V14H70ZM82 13V14H81ZM150 13H153L152 11L150 12ZM162 13H159V16L161 17V14ZM178 13V12H177ZM189 15L188 16H192V12L191 13H189V9H188V12H187ZM202 15L204 14L205 15V13H203V10H202ZM200 13V14H201ZM261 13L262 14H264V8L262 9V11H261ZM260 13V14H261ZM1 15L3 14L2 12L0 13ZM7 14V13H6ZM61 14V15H60ZM116 14L118 15H120V16H118V17H116ZM137 14V13H136ZM154 14V15H155ZM166 13H164L163 15H165ZM195 14H197L198 15V13H195ZM109 15V14H108ZM135 15V14H134ZM153 15V16H154ZM163 15H162V17H163ZM201 15V16H202ZM207 15H209L208 13H207ZM256 17H260V15L259 16H257L256 15V13L254 14ZM60 16H63L64 18H62V17H60ZM139 16V15H138ZM142 16V15H141ZM152 16V14L150 15V17ZM199 16L200 15H198V19H201V17L199 18ZM206 16V15H205ZM210 16V15H209ZM11 17V16H10ZM20 17H21V15H20ZM41 18V20L40 21H37V20H39L40 18ZM157 17V16H156ZM166 17V16H165ZM164 17V18H165ZM197 17V16H196ZM256 17H254L253 18V16H252V18H253V21L254 20H256ZM261 17H262V15H261ZM66 18V19H65ZM129 18L131 19V20H129ZM132 18H133V16H132ZM153 18H155V16L153 17ZM159 18V17H158ZM158 18L156 19V20H158ZM192 18H194V16L192 17ZM210 18V17H209ZM264 18V17H263ZM102 19V20H103ZM106 19H107V21H106ZM203 19H207V18H203ZM212 19V18H211ZM210 19V21H212ZM214 19V18H213ZM16 20V19H15ZM60 22H59V21ZM111 21L108 25L105 23V22H109V21ZM137 20V19H136ZM141 20V19H140ZM148 20H150V21H148ZM155 20V19H154ZM154 20H153V22H154ZM160 20H163L162 18L161 19H159L158 21H159V23H160ZM25 21V22H24ZM49 21V20H48ZM48 21H46V22H48ZM92 21L95 23V24H92ZM101 21V22H100ZM132 23H131V22ZM194 21V20H193ZM40 22H41V25H40ZM45 22V23H46ZM58 22H59V24H58ZM131 24H130V23ZM57 23V24H56ZM86 23V24H85ZM104 23H105V25H104ZM128 23L130 24V25H128ZM194 23H196L197 24V22H194ZM193 22H192V24H194ZM201 22H199L198 24H200ZM253 23V26L252 27H250L249 26V28L247 27V29H246V27H244V29L243 30H240L239 31V29L238 28H236V29H238V34H237V36H236V30L235 31H233V32H235V33H233V34H235V36L237 37V38H235L234 37V35H233V43L231 44L232 45V49H231V51L230 52H233V54H235V56H233L232 57V59H229V58H226V60H225V58L223 59V61H217V62H215L214 63V65H213V68L215 69V72H216V76H218V78L219 79H225V77L227 76H229V75H231V76H234V78L236 79V81H237V84H238V88L239 89H241V91L240 92H238V94H239V97L242 95V92L243 91H245L246 90V88H247V86H248V84H250V82L251 83H253L252 82V79H253V76L251 75V72H248V71H251V68H252V64L256 61V58H257V55L259 56V54L257 53V49H260V50H262V55L261 56H259V58L261 57V59H262V57H263V61L261 62V64L264 62V29H263V25L261 26V25H259L260 27H261V29L262 30H260V27H258V25H255L256 24V22L254 21V22H252ZM264 23V22H263ZM19 24V23H18ZM24 24H25V27H23L24 26ZM44 26H46V27H44ZM138 24V23H137ZM136 24V25H137ZM5 25H7V26H9V28L10 29H8V28H6V26ZM38 25H39V27H38ZM97 25H96V28H97ZM132 25V30L133 31H131L130 30V26ZM195 25V24H194ZM193 25V26H194ZM40 26H43L44 27V29H45V31H47L46 33H45V31H44V29L42 28V27H40ZM88 26L90 27V25L88 24ZM188 26V27H187ZM193 26H191V28L193 27ZM203 26H205L204 25V23H203ZM255 26H257V27H255ZM48 27V28H47ZM55 27H53V28H55ZM159 27H162V24L159 26ZM200 27V26H199ZM255 27V28H254ZM2 28V27H1ZM13 28H15V29H13ZM41 28V29H40ZM62 28L63 29H65V30H67V32H68V37H67V34H64L67 38H63V40H62V37H63V33H65V31L63 32V30H62ZM99 28V27H98ZM100 28H99V30H100ZM140 28H142V27H140ZM190 28V29H191ZM197 28V27H196ZM196 28H194V30L196 31L197 29ZM204 28V27H203ZM239 28H243V27H239ZM12 29V30H11ZM19 29V30H18ZM22 29V30H21ZM35 29H36V31H37V29H40V30H38V31H40L38 34H39V36H37V33H35ZM60 29H61V31H62V36H59L60 35V33H61V31H60ZM105 29H103V31H105ZM2 31H3V29H1ZM15 30V31H14ZM21 30V31H20ZM49 30V31H48ZM148 30V31H147ZM155 30V29H154ZM153 30V31H154ZM158 30H161V29H158ZM164 30V29H163ZM181 30V31H182ZM193 30V29H192ZM192 30H187V32L189 31V33H191L190 31H192ZM202 30V29H201ZM17 31V32H16ZM19 31V32H18ZM42 31H44V32H42ZM90 31V35H89V38H90V40L89 39H86L87 38V32H89ZM102 31V30H101ZM100 31V32H101ZM8 32V33H7ZM15 32V33H14ZM41 32H42V34H41ZM60 32V33H59ZM162 32V31H161ZM161 32H159V33H161ZM178 32H180V30H178ZM187 32H185L186 34H189V33H187ZM197 32V31H196ZM33 33H35V34H33ZM44 33V34H43ZM154 33H155V31H154ZM158 33V34H159ZM177 32H175V34H176ZM181 33H183V35H181V34H179V35H175V36H180V37H177V38H179V42H181L180 41V39L182 38H184V31L183 32H181ZM32 34H33V36H32ZM41 34V35H40ZM109 35H110V32L108 33ZM149 34H152V32L151 33H148V36H149ZM164 34V33H163ZM34 35H36V36H34ZM153 35V34H152ZM155 35V34H154ZM161 35H162V33L161 34H159L158 36H160V38H161ZM165 36H166V34H164ZM163 35V36H164ZM190 35V34H189ZM93 36V35H92ZM157 36V35H156ZM31 37V38H30ZM37 37V38H36ZM39 37V38H38ZM61 37V38H60ZM169 37H171V35L169 36ZM169 37H168V39H169ZM174 37V36H173ZM173 37H171L170 39H175V38H173ZM2 38V39H1ZM155 38V39H154ZM166 38V37H165ZM32 39H34V42L35 41H39V42H32L33 40ZM36 39V40H35ZM37 39H39V40H37ZM112 39L114 40V42L112 43ZM154 39V40H153ZM167 39V38H166ZM168 39H167V41H168ZM181 39V40H182ZM234 39H237V40H234ZM30 40H32L31 42H30ZM86 40H88V42H84V41H86ZM155 40H157V43H156V41ZM165 41V39H162L161 41ZM176 40V39H175ZM175 40H172V42L173 43H171V44H173L174 45V41ZM178 40V39H177ZM184 41H185V38L183 39ZM142 41V42H141ZM150 41V42H149ZM163 41V42H164ZM30 42V43H29ZM41 42V43H40ZM144 42V43H145ZM163 42L161 43V44H163ZM166 42V41H165ZM164 42V43H165ZM169 42H170V40H169ZM178 41H176L175 43H177ZM28 43H29V45H30V47H29V45H28ZM31 43H33V44H45L46 45V47H49L50 46V49H48V54H45L46 52H45V50H47V48H43L44 50V52L45 53H43L42 54V52H39V53H41V54H39L37 51H36V53L38 54V55H40L39 56V58L41 59V61H43L44 63L46 62L47 63V65H48V69H47V74L44 76V77H40V75H38V74H36L35 73V66L36 67H38V64L37 65H34L33 64V68H30L31 67V62H30V65H29V67L28 66H26V64H27V53L29 52V51H31L32 50V46H33V44H31ZM83 44V43H85L83 46H86L87 44L86 43H88V46L91 44V47H89V48H93L94 47V50L95 51H103V52H101L102 54H103V56H102V58H101V56L100 57H98L97 55H98V53H100V52H98L97 53V57L99 58V59H96V56H94V54H96V52L95 53H93L94 51H93V49H92V51L89 49V50H86L85 49V47H83L82 46V48L81 47H79L78 45H80V44ZM94 43V44H93ZM129 43H131V44H129ZM167 43V42H166ZM37 44V45H38ZM92 44H93V46H92ZM96 44V45H97ZM178 44V43H177ZM181 44H183V43H181ZM32 45V46H31ZM37 45L35 46V48H37ZM47 45H49V46H47ZM132 46L130 49H129V47L127 48L129 51H130V53L132 54L131 55V57L129 58V56H128V54H126V52L127 53H129L128 52V50L126 49V46ZM138 46V47H140V48H137V47H134V49L135 48H137V49H139V51H140V49H141V51H140V53H145L146 54V52H144V50L142 49V47L143 46ZM78 46V48H77V50L79 49V50H81L82 49V51H83V48H84V50L86 51V54H88V56L85 54V52L83 53H81L80 54V52H79V50H78V52H79V54L78 55H82V57H84V54L87 56H85L86 57V61L85 62H87L86 64H81V63H84V61L82 62L81 60V62L79 61V59L77 58L78 56H72L73 55V53L72 54H70L71 52H73V51H75L76 52V47ZM170 46V44L168 45V47ZM179 46H181L180 44H179ZM51 47L54 49V52H57V57L58 56H60L59 55V53H60V51L62 50V49H64L63 47H73L72 49H73V51H72V49H71V52H68V54H70L72 57L70 58V56H68V58H70V59H67L66 58V54L63 52V54H64V56L63 57H65L66 59H62L61 58V56H60V58L61 59H58V61L57 62H55L56 60H57V57L55 56V58H56V60L54 61V62H51V60L48 58V57H50L51 56V52L49 53V50H52V53H54L53 52V49H51ZM160 47V46H159ZM165 47V46H164ZM184 47V46H183ZM186 47V46H185ZM185 47H184V49H183V52H184V50H185ZM34 48V47H33ZM88 48V47H87ZM144 48V47H143ZM147 48V49H146ZM161 48H162V45H161ZM172 48V47H171ZM181 48V47H180ZM179 48V49H180ZM257 48V49H256ZM31 49V50H30ZM39 48H37V50H38ZM126 49V50H125ZM137 49H136V51H137ZM157 49H159V48H156V50ZM166 49H168V51H167V53L169 52V49L170 48H166L165 47V50H164V48L161 50L162 52L163 51H166ZM176 49H178V45H177V48ZM176 49H174V51L176 50ZM178 49V50H179ZM254 49H255V52H254ZM36 50V49H35ZM34 50V51H35ZM39 50H42V47H40V49ZM66 50H68V49H66ZM125 50V51H124ZM133 50V49H132ZM142 50H143V52H142ZM149 50V49H148ZM171 50V49H170ZM33 50H32V52H34ZM68 51H70V49L68 50ZM88 51V52H87ZM135 51V50H134ZM149 51H151V53H152V50L150 49ZM173 51V50H172ZM172 51L170 52V55H172V56H174V54H175V52H174V54H171L172 53ZM181 51H182V48H181ZM65 52H67V51H65ZM77 52V53H78ZM91 52V53H90ZM154 52H156V51H154L153 50V54H154ZM179 52V51H178ZM253 52H254V54H256V55H254L253 54ZM259 52V51H258ZM77 53H74V54H77ZM100 53V54H101ZM130 53H129V55H130ZM137 53H139V52H137ZM150 52H148V54H149ZM159 53H161V52H159ZM159 53H157V54H159ZM164 53H166V52H164ZM260 53V52H259ZM31 53H29V55H30ZM34 54V53H33ZM145 54H144V56H145ZM147 54V55H148ZM163 54V53H162ZM176 54H177V52H176ZM47 55H50V56H47ZM54 55H55V53H54ZM53 55V56H54ZM90 55H93L92 57L90 56ZM155 55H156V53H155ZM160 55V54H159ZM158 55V56H159ZM169 55V54H168ZM34 56V55H33ZM53 56H51L52 57V59L54 60L55 58H53ZM143 56V57H144ZM157 56V55H156ZM31 55L29 56V58L31 59ZM37 57V56H36ZM50 57V58H51ZM84 57V58H85ZM79 58H81V56H79ZM134 58H135V56H134ZM153 58V57H152ZM151 57H150V55H148V56H146V57H144L143 58V60H142V58H140V60L141 61H139L138 63L136 62V66L137 65H139L140 67H141V69H144V68H147L148 67V63H151L154 59H152ZM160 58V57H159ZM161 58H162V56H161ZM169 59L171 58V57H168ZM168 58H166V59H168ZM29 59V60H30ZM35 59V58H34ZM83 59V58H82ZM95 61H94V60ZM100 59H102V60H100ZM139 58H137V60H138ZM165 59V58H164ZM164 59H162V60H164ZM221 59V58H220ZM221 59V60H222ZM130 60V61H129ZM134 60V59H133ZM136 60V59H135ZM136 60V61H137ZM218 60V59H217ZM257 60H258V58H257ZM30 61H32V60H30ZM38 61V60H37ZM96 61H98L97 63H96ZM102 63H101V62ZM25 62H26V64H25ZM40 62V61H39ZM95 62V63H94ZM100 62V66L98 65V63ZM135 62V61H134ZM155 62V61H154ZM167 62V61H166ZM33 63H35V61L33 62ZM41 63V62H40ZM93 64H95V65H97V66H95V65H93ZM101 64H102V66H101ZM133 64V62L131 63V65ZM135 64V63H134ZM155 64V63H154ZM264 64V63H263ZM130 65V66H131ZM39 66H41V65H39ZM95 68H94V67ZM99 66V68H100V72L102 73H105L106 75H103V73H102V75H101V73L99 72V69H98V71L96 70L97 68L96 67H98ZM138 66V67H139ZM152 66H154V65H152ZM126 67V69H125V71L126 70H128V68ZM133 66H131V67H129V68H132ZM136 68L135 67V69H138V70H140L139 68ZM191 67V66H190ZM104 68V69H103ZM149 68V67H148ZM152 68V67H151ZM154 68H156V69H154ZM158 67L156 66H154L151 70H155V71H157L158 69H157ZM261 68H264V67H261ZM18 69V71L16 72V70ZM21 70V72H20V70ZM97 71V73L99 72V75L96 77V78H94V80L92 81V78L94 77V76H96L97 75V73H95L96 71ZM133 69V68H132ZM131 69V70H132ZM134 69V70H135ZM245 69H250V70H245ZM23 70V71H22ZM37 70V69H36ZM38 70H39V68H38ZM37 70V71H38ZM130 70V69H129ZM137 70V71H138ZM147 70V69H146ZM145 70V71H146ZM149 70V69H148ZM190 70L191 69H189L188 71L190 72ZM263 70V69H262ZM137 71H133L134 73L135 72H137ZM144 71V70H143ZM150 71V70H149ZM149 71H148V73H149ZM187 71V72H188ZM19 72L21 73V74H23V76H25L24 78L26 79V80H24L25 82L22 84H19L18 83V80H19V78H18V80L16 79V78H14V77H16L15 75L18 73L19 74ZM132 72V71H131ZM142 72V71H141ZM152 73H154L153 71H151ZM188 72V73H189ZM245 72H247V73H245ZM15 73V74H14ZM39 73V72H38ZM41 73V72H40ZM39 73V74H40ZM44 73H45V71H44ZM122 73H124V71H122ZM127 73V72H126ZM133 73V74H134ZM138 73V76H139V78L141 77V74L139 75V72H137ZM145 73H147V72H145ZM145 73H142V74H144V76H145ZM147 73V74H148ZM186 73V72H185ZM14 74V75H13ZM25 74V75H24ZM125 74V73H124ZM128 74H130V72L128 73ZM126 75V74H125ZM131 75V74H130ZM136 76H137V74H135ZM183 75H185L186 76V74H184V73H182V76ZM104 76V77H103ZM120 76H119V78H120ZM124 76V75H123ZM143 76V75H142ZM180 76H181V74H180ZM179 76V77H180ZM182 76L179 78V80H181L182 81ZM185 76H183V77H185ZM33 77H35V79L37 80L36 81V83L35 82H33L32 80H30L31 78H33ZM38 78V79H37ZM123 77H121V79H122ZM124 78H126V76H124ZM138 78V77H137ZM177 78V79H178ZM185 78H187V79H189L188 78V76L187 77H185ZM192 78V77H191ZM102 79V80H103ZM121 79H119L120 80V82L122 81ZM130 79V78H129ZM187 79H185V81L188 83V81H187ZM234 79V80H235ZM255 79V78H254ZM22 80H23V78H22ZM91 80V81H90ZM102 80L101 81H99L98 82V84L99 83H101L100 84V86L101 85H103L102 84ZM119 80H118V82H115L116 84H118L119 83ZM126 80H128V78L126 79ZM136 80V79H135ZM139 80V79H138ZM193 78H192V82H193ZM221 80V81H222ZM21 81V80H20ZM106 80H104L103 82H105ZM137 81V80H136ZM181 81H179V82H181ZM184 81V80H183ZM184 81V82H185ZM191 81V80H190ZM195 82H193V83H196V84H199V83H197L196 82V80H194ZM220 81V82H221ZM253 81H255V80H253ZM63 82H61V84H60V86L62 85V83ZM106 82V83H107ZM123 82V81H122ZM132 82V81H131ZM110 84H111V82H109ZM109 83H108V85H109ZM65 84V83H64ZM89 84V85H88ZM105 84V83H104ZM113 84V83H112ZM111 84V85H112ZM116 84L114 85V86H116ZM132 84H133V82H132ZM180 84V83H179ZM190 84V83H189ZM196 84H192V86L194 85V87L193 88H196V92L198 93V85L195 87V85ZM93 85H94V83H93ZM93 85H91L92 86V88H93ZM120 85V84H119ZM134 85V84H133ZM176 85V84H175ZM181 85H184V83L183 82H181ZM180 85V87L182 88L180 91H182V92H180L182 95H180V99L182 98V96H184L183 98H187V95L189 96V94H188V92H190L191 90H193V88H192V86H190V88H191V90H188L187 92H186V89H188V87L187 86H185L184 85V87H182ZM47 87L48 89H51V90H49L46 94H48V95H46L45 93H43L42 91H41V88L42 87ZM95 86H97V84L95 85ZM121 86H123V83H122V85ZM120 86V87H121ZM129 86H131V85H129ZM251 84H250V88H251ZM116 87H118V86H116ZM124 87V86H123ZM174 89H175V86H172ZM176 87H178V88H180L178 85L176 86ZM66 88V87H65ZM68 88H66V90L68 89ZM94 88H96V87H94ZM98 88H100L99 86H98ZM101 88L102 89H99V90H97V89H95V92H96V97H98V95H100V96H104L105 95V98H106V96H108L107 94H106V92L105 91H107V90H103V88H107V87H105V86H101ZM126 88V87H125ZM129 88V87H128ZM173 88H171L172 90H174ZM61 89H64V87L62 86V88ZM86 89V90H87ZM114 89V88H113ZM177 89V88H176ZM245 89V90H244ZM46 90V89H45ZM183 90H185V91H183ZM198 90V91H197ZM51 91V92H50ZM65 91V90H64ZM77 91H79L78 92V94H76L77 93ZM85 91V90H84ZM175 91V90H174ZM247 91L249 92V90H248V88H247ZM6 92V93H7ZM66 92H64V93H66ZM88 92V91H87ZM87 92H85V93H87ZM93 92V91H92ZM191 92H193V91H191ZM2 93V92H1ZM7 93V94H8ZM49 93H52L51 95L49 94ZM62 93V92H61ZM72 93H70V94H66L67 96H69V95H72ZM184 93H186V94H184ZM8 94V95H9ZM89 94L91 95V93H90V91H89ZM88 94V95H89ZM95 94V93H94ZM98 94V95H97ZM193 94H196V93H193ZM72 95V96H73ZM87 95V96H88ZM89 95V96H90ZM72 96H70V98H73ZM87 96H86V98H87ZM91 96H93V95H91ZM90 96V97H91ZM95 96V95H94ZM172 96H173V94H172ZM175 96V95H174ZM79 97V96H78ZM77 98V97H76ZM84 98H85V96H84ZM189 98V97H188ZM174 100H175V98H173ZM65 100H67V99H65ZM179 100V99H178ZM182 100V99H181ZM180 100V101H181ZM184 100V99H183ZM186 100V99H185ZM171 101V100H170ZM169 101V103H172L173 101H171L170 102ZM176 101V100H175ZM66 102V101H65ZM178 102V101H177ZM183 102V101H182ZM181 102V103H182ZM187 102V101H186ZM185 102V103H186ZM145 103V102H144ZM175 103V102H174ZM189 103V102H188ZM14 104V103H13ZM143 104V103H142ZM150 104V103H149ZM149 104L147 103V105L149 106ZM183 105H184V103H182ZM72 105H74V104H72ZM141 105V104H140ZM151 105V104H150ZM175 105V104H174ZM178 105V104H177ZM187 105V104H186ZM139 106V105H138ZM142 106H144V104L143 105H141L140 107H139V109H138V107H137V110H135L134 108V111H135V113H134V116H135V114H139L141 117H145L144 118V120L146 121H149L150 119H151V117H150V119L148 118L149 117V115H148V111L149 110H147L148 109V107H147V109H145L146 107V103H145V108H143ZM179 106V105H178ZM190 106V105H189ZM260 106H263L262 104L261 105H259V108H262V107H260ZM176 107V106H175ZM184 107H185V105H184ZM188 107V106H187ZM191 107V106H190ZM16 108V107H15ZM151 108V107H150ZM189 108V107H188ZM256 108H258V107H256ZM259 108H258V111L260 112V110H259ZM152 109V108H151ZM180 109V108H179ZM183 109V108H182ZM199 109V108H198ZM252 109V108H251ZM255 109V108H254ZM46 110H48V108L46 109ZM50 110H51V108H50ZM55 110V109H54ZM154 110V109H153ZM173 110V109H172ZM238 110V109H237ZM17 111V110H16ZM35 111V112H36ZM132 111V110H131ZM158 111V110H157ZM170 111V110H169ZM201 111V110H200ZM236 111V110H235ZM253 111V110H252ZM255 111V110H254ZM56 112V111H55ZM133 112V111H132ZM139 112V113H138ZM142 112V113H141ZM145 112V113H144ZM150 112V111H149ZM249 112H251V111H249ZM256 112V111H255ZM46 113V112H45ZM72 113V112H71ZM157 113V114H156ZM170 113V112H169ZM195 113V112H194ZM198 113V112H197ZM242 113V112H241ZM20 114V113H19ZM52 114V113H51ZM60 114V113H59ZM143 116H142V115ZM145 114V115H144ZM160 115V117H155V119L154 118H152V120L151 121H153L154 122V120H157V122L155 123V125L157 124V126L159 125V126H161V127H159V129L160 128H162L163 126L161 125V122H163V121H165V122H163L162 124L164 125V124H167L166 122H168L169 123V120L167 119V117L166 116H164L163 118L161 117L162 115H161V113H159ZM167 114V113H166ZM165 114V115H166ZM189 114V113H188ZM234 114H236V113H234ZM238 114V113H237ZM252 114H253V116L255 115L253 112H252ZM256 114H259L258 112L256 113ZM147 115V116H146ZM155 115H158V112H155ZM194 115V114H193ZM210 115V114H209ZM243 115H244V113H243ZM261 114H259V116L257 115V117L258 118H260L261 116H260ZM264 115V114H263ZM45 116H48V115H45ZM44 116V117H45ZM56 116V115H55ZM134 116H131V117H134ZM150 116H151V113H150ZM174 116V115H173ZM208 116V115H207ZM237 116H239V115H237ZM256 116V115H255ZM128 117H130V116H128ZM146 117L148 118V119H146ZM154 117V116H153ZM166 117V118H165ZM195 117V116H194ZM209 117V116H208ZM215 117V116H214ZM262 117H264V116H262ZM260 118V120H263L264 118ZM55 118V117H54ZM65 118V117H64ZM125 118V117H124ZM142 118V119H143ZM157 118V119H156ZM158 118L159 119H162V121L161 122H159V120H158ZM177 118H178V116H177ZM206 118V117H205ZM217 118V117H216ZM257 118V119H258ZM121 119V118H120ZM125 119H128V120H124L123 121V123L122 122H120V120H119V124H121V125H119V124H117L116 125V129H114V128H112V129H114V130H120L119 132H117V133H121L120 134V136L119 137H117V141L119 140L118 138H120V139H125L126 137H125V135H128V133H129V129L126 131V129H127V125H128V127H131V126H133L134 124L132 123L133 122V118L131 119L132 120V122H131V120L129 119V118H125ZM141 119V120H142ZM189 119H191L190 117H189ZM219 119V118H218ZM243 119H245V117L243 118ZM23 120V119H22ZM26 120V119H25ZM38 120V119H37ZM49 120V119H48ZM129 120H130V122H129ZM134 120H136V119H134ZM139 120V119H138ZM168 120V121H167ZM177 120V119H176ZM175 120V121H176ZM192 120V119H191ZM193 120H194V122L195 121H197V120H195L194 118H193ZM212 120V119H211ZM223 120V119H222ZM246 120V119H245ZM27 121V122H28ZM125 121H128L129 122V124H131L132 123V125H130L129 126V124H128V122H125ZM137 121V120H136ZM136 121H134L135 123H136ZM140 121V120H139ZM143 121V120H142ZM175 121L173 120V122H174V124H176L175 123ZM215 122H217L216 121V119L214 120ZM239 121V120H238ZM256 121V120H255ZM68 122V121H67ZM116 122H118V121H116ZM152 122V123H153ZM158 122L160 123V124H158ZM171 122V121H170ZM173 122H171V124L173 123ZM186 122H188V121H186ZM193 122V121H192ZM193 122V123H194ZM245 122V121H244ZM257 122V121H256ZM260 122H262V121H260ZM25 123V122H24ZM138 123V122H137ZM141 123V122H140ZM148 123V122H147ZM188 123H190V125L188 126V128L190 129V130H186L185 132H187L188 131V133H192V131L194 130V127L196 126V124L198 123V122H196L194 125H191L192 123H191V121H189ZM236 123V122H235ZM234 123V124H235ZM241 123V122H240ZM247 123V122H246ZM26 124H28V123H26ZM34 124V123H33ZM115 124V123H114ZM127 124V125H126ZM144 124V123H143ZM145 124H146V122H145ZM218 124H220V123H218ZM254 124V123H253ZM261 124V123H260ZM264 123H262V125H263ZM50 125V124H49ZM72 125V124H71ZM121 126L120 128L123 130V129H125V130H121L120 128H119V126ZM124 125H125V128H123L124 127ZM150 125V124H149ZM154 125V124H153ZM180 125H181V123H180ZM211 125V124H210ZM223 125H225V124H223ZM245 125H247V124H245ZM24 126H25V124H24ZM23 126V127H24ZM78 126V125H77ZM113 126V125H112ZM141 126V125H140ZM144 126H146V125H144ZM166 125H164V127H165ZM169 126V125H168ZM183 126V125H182ZM186 126H187V124H186ZM192 126V127H191ZM198 126V125H197ZM196 126V127H197ZM204 126V125H203ZM215 126V125H214ZM258 126H259V122H258ZM258 126L256 127L257 129H259L258 128ZM48 127V126H47ZM76 127V126H75ZM118 127V128H117ZM137 127V126H136ZM195 127V128H196ZM202 127V126H201ZM259 127H261V129L263 130V128H264V125L263 126H259ZM263 127V128H262ZM26 128H28V127H26ZM51 128V127H50ZM64 128V127H63ZM155 128V127H154ZM185 128V127H184ZM213 128V127H212ZM215 128V127H214ZM251 128V127H250ZM179 129V128H178ZM186 129V128H185ZM198 129V128H197ZM261 129H259V130H261ZM30 130V129H29ZM53 130V129H52ZM109 130V129H108ZM155 130V129H154ZM158 130V129H157ZM161 130V129H160ZM180 130V129H179ZM192 130V131H191ZM13 131H14V129H13ZM20 131V130H19ZM23 131H25V130H23ZM122 131V132H121ZM124 131H126L127 132V134H125L126 132H124ZM159 131V130H158ZM189 131H191V132H189ZM196 131V130H195ZM247 131V130H246ZM245 131V132H246ZM254 131H257L256 129L254 130ZM27 132V131H26ZM59 132V131H58ZM108 133L109 131H105V133ZM184 132V131H183ZM182 132V133H183ZM212 132V131H211ZM253 132V131H252ZM252 132H250V133H252ZM259 132V131H258ZM258 132H255V134H258ZM21 133V132H20ZM50 133V132H49ZM55 133H56V131H55ZM54 133V134H55ZM67 133V132H66ZM199 133V132H198ZM215 133V132H214ZM263 133H264V131H263ZM18 134V133H17ZM125 134V135H124ZM162 134V133H161ZM193 134H195V133H193ZM217 134V133H216ZM16 135V134H15ZM24 134L22 133V137H16V141H18V143L20 144V147H19V152H20V154L21 155H24V154H26V155H24L23 157H28V155H31L32 153H33V150H34V148H35V150H34V152L38 149V148H36V147H39L40 145H42V144H44V143H41V144H39L38 146L36 145L35 147H32V149L33 150H29V143H28V137H27V134H26V136H23ZM106 135V134H105ZM109 135V134H108ZM110 135H112V134H110ZM159 135V134H158ZM192 135V134H191ZM197 135V137L198 136H200L199 134H196ZM211 135V134H210ZM219 135V134H218ZM217 135V136H218ZM237 135V134H236ZM246 135V134H245ZM252 135H254V134H252ZM260 135V134H259ZM261 135H262V133H261ZM264 135V134H263ZM20 136V135H19ZM29 136V135H28ZM121 136H123V138L121 137ZM209 135H207V137L204 135V137H206V138H209L208 137ZM220 136H223L222 134L220 135ZM109 137V136H108ZM108 137H106L107 139H108ZM125 137V138H124ZM194 137H195V135H194ZM197 137H196V140H195V138L193 139V140H195L193 143L194 144H196L197 143V145H198V147H197V145L196 146H193V147H195V148H193V149H195V150H191V149H189V153H191L192 151V153L190 154L191 155V157H193L194 155H195V157L197 156L198 157V155H199V153H202V151L203 150H205L203 153L205 154V156H207L208 155V153H209V149H208V151H207V146H209L210 145V142L212 141V140H209L208 141V139H207V141H206V139L203 137V139L205 140V141H203V139L201 140V139H197ZM224 137V136H223ZM45 138V137H44ZM165 138V137H164ZM189 138H190V136H189ZM193 138V137H192ZM199 138V137H198ZM200 138H202V137H200ZM210 138H211V136H210ZM209 138V139H210ZM228 138H230V137H228ZM227 138V139H228ZM233 138H235V135H234V137ZM233 138H230V140L233 142ZM240 137H238V139H239ZM258 138V137H257ZM109 139H111L112 140V138H109ZM127 139V138H126ZM125 139V140H126ZM166 139V138H165ZM213 139H214V137H213ZM223 139V138H222ZM47 140V139H46ZM61 141H63L62 139H60ZM110 140V141H111ZM124 140V141H125ZM216 140V139H215ZM214 140V141H215ZM225 140L226 139H224V142H225ZM229 140V141H230ZM237 141V137H236V139H234V141ZM240 140V139H239ZM257 140V139H256ZM32 141V140H31ZM219 141V140H218ZM221 141V140H220ZM227 141V140H226ZM230 141V142H231ZM233 142V143H237V142ZM37 142V141H36ZM39 142V141H38ZM46 142V141H45ZM200 142H202L204 145H202ZM207 142V146H206V144L205 143ZM217 142V141H216ZM223 142V141H222ZM229 142V143H230ZM264 142V141H263ZM33 143V142H32ZM56 143H57V141H56ZM125 143V142H124ZM225 143H227V142H225ZM240 143V142H239ZM215 144V143H214ZM222 144V143H221ZM224 144V143H223ZM222 144V145H223ZM230 144H232V143H230ZM261 144V143H260ZM34 145V144H33ZM55 145V144H54ZM59 145V144H58ZM162 145V144H161ZM167 145V144H166ZM200 145V146H199ZM202 145V146H201ZM212 146H213V144H211ZM210 145V146H211ZM217 145V144H216ZM226 145H229V144H226ZM236 145H238V146H240L239 144H236ZM242 145V144H241ZM262 145V144H261ZM119 146V145H118ZM192 146V145H191ZM206 146V148H204ZM211 146V148H213ZM51 147V146H50ZM50 147L48 148V149H50ZM221 147V146H220ZM225 147V146H224ZM232 147V146H231ZM40 148V147H39ZM47 148H45V149H47ZM163 148H165L164 146H162V148L160 149L161 151H159V152H161V154L162 153H164V154H166V152H163V151H168L169 152V150H167V148H165V150L163 149ZM190 148V147H189ZM196 148H197V150H198V153H194V152H197L196 151ZM204 148V149H203ZM218 148H219V146H218ZM225 148H227V147H225ZM238 148V147H237ZM257 148V147H256ZM45 149H43V150H45ZM47 149V150H48ZM56 149V148H55ZM113 149H114V147H113ZM117 149H118V147H117ZM120 149H121V147H120ZM201 149H203L202 151H200ZM240 149H241V147H240ZM260 149V148H259ZM222 150V149H221ZM224 150V149H223ZM227 150H229V153H231L230 152V148H229V146H228V148H227ZM226 150V151H227ZM207 151V153H205ZM232 151V150H231ZM235 151V150H234ZM255 151V150H254ZM253 151V152H254ZM257 151V150H256ZM113 152V151H112ZM114 152H115V150H114ZM113 152V153H114ZM260 152V151H259ZM29 153V154H28ZM41 153V152H40ZM113 153L111 154V155H113ZM116 153V152H115ZM119 153V152H118ZM170 153V152H169ZM183 153V152H182ZM188 153V154H189ZM203 153L202 154H200L202 157H204V155H203ZM219 153V152H218ZM226 153V152H225ZM256 153V152H255ZM263 153V152H262ZM261 153V154H262ZM158 154V153H157ZM160 154V155H161ZM172 154V156H173V153L171 152L170 153V155ZM181 154V153H180ZM180 154L178 155V156H180ZM186 154V153H185ZM192 154H194V155H192ZM213 154H214V152H213ZM48 155V154H47ZM169 154H167V156H168ZM176 155H177V153H176ZM225 155V154H224ZM81 156V155H80ZM114 156V155H113ZM119 156V155H118ZM163 156V155H162ZM171 156V157H172ZM175 156V155H174ZM183 156V155H182ZM186 156V155H185ZM184 156V157H185ZM256 156H257V153H256ZM26 157V158H27ZM116 157V155L114 156V158ZM158 157V156H157ZM165 157V156H164ZM176 157V156H175ZM174 157V158H175ZM187 157V156H186ZM195 157H193L194 158V160H195ZM211 157H213L214 158V156H211ZM216 157V156H215ZM217 157H219L218 156V154H217ZM229 157H230V155H229ZM228 157V158H229ZM38 158L40 159L41 158V156H39V155H37V161H38ZM173 158V159H174ZM177 158V157H176ZM182 158V157H181ZM188 158V157H187ZM208 158V157H207ZM227 158V160L229 161V159ZM262 157H260L259 159H261ZM35 159V158H34ZM33 159V160H34ZM88 159V161H83L84 163V165H85V163H86V165L87 166H89L90 167V169L89 170H92L93 168L95 169L96 167H93V165L91 166V162H90V160L89 159H91L90 157L88 158V156H84L83 157V159H81V160H87ZM191 159V158H190ZM215 159H217V158H215ZM219 159H220V157H219ZM223 159V158H222ZM79 160V159H78ZM80 160V161H81ZM95 160V159H94ZM186 160V159H185ZM193 160V161H194ZM203 160H205L204 158H203ZM209 160V159H208ZM214 160V159H213ZM221 160V159H220ZM231 160V159H230ZM43 161V160H42ZM46 161V160H45ZM192 161V160H191ZM198 161H200V160H198ZM207 161V160H206ZM209 161H211V160H209ZM82 162V161H81ZM80 162V163H81ZM89 162V163H88ZM92 162H94V161H92ZM195 162V161H194ZM205 162V161H204ZM227 162V161H226ZM40 163H41V161H40ZM163 163V162H162ZM189 163V162H188ZM199 163V162H198ZM212 163H213V161H212ZM219 163V162H218ZM223 163H224V165L226 166V164H225V162L223 161ZM228 163V162H227ZM232 163V162H231ZM230 162H229V164H231ZM82 164V163H81ZM90 164V165H89ZM194 164V163H193ZM200 164V163H199ZM203 164H205V163H203ZM207 164V163H206ZM35 165L36 164H33V166H32V161H29V166H30V168H32V167H35ZM64 166V165H63ZM195 166V165H194ZM207 166V165H206ZM229 166H231V167H233L232 165H229ZM228 166V167H229ZM27 167H28V164H27ZM26 167V168H27ZM200 167V166H199ZM198 167V168H199ZM224 167V166H223ZM231 167H230V169H231ZM173 168V167H172ZM194 168V167H193ZM198 168H196V169H198ZM171 169V168H170ZM229 169V168H228ZM27 170V169H26ZM193 170V169H192ZM195 170V169H194ZM199 170V169H198ZM96 171V170H95ZM98 171V170H97ZM169 172V171H168ZM171 172H173V171H171ZM224 172V171H223ZM237 172V171H236ZM59 173H62V172H59ZM94 173V172H93ZM63 174L65 175V173H64V171H63ZM69 174V173H68ZM228 174V173H227ZM230 174H231V172H230ZM60 175V174H59ZM63 175V176H64ZM75 175V174H74ZM96 175V174H95ZM229 175V174H228ZM233 175H235L234 173L232 174V176ZM54 176V175H53ZM190 176V175H189ZM225 176V175H224ZM258 176V175H257ZM16 177V176H15ZM24 177V176H23ZM146 177V176H145ZM149 177V176H148ZM228 177V176H227ZM234 177H236V176H234ZM233 177V178H234ZM262 177V176H261ZM74 178V177H73ZM72 178V179H73ZM189 178V177H188ZM187 178V179H188ZM259 178V177H258ZM69 179V178H68ZM67 179V180H68ZM71 179V180H72ZM150 179V178H149ZM154 179V178H153ZM191 179V178H190ZM224 179H225V177H224ZM230 179H231V177H230ZM244 179V178H243ZM253 179V178H252ZM15 180V179H14ZM16 180H18V177H17V179ZM70 180V179H69ZM70 180V181H71ZM157 180V179H156ZM185 180V179H184ZM236 180V179H235ZM256 180H257V178H256ZM264 180V179H263ZM168 181V180H167ZM219 181H221V180H219ZM240 181V180H239ZM243 181V180H242ZM261 181V180H260ZM81 182V181H80ZM189 182H190V180H189ZM248 182V181H247ZM263 182V181H262ZM261 182V183H262ZM2 183V182H1ZM158 183V182H157ZM229 183V182H228ZM227 183V184H228ZM233 183V182H232ZM231 183V184H232ZM69 184V183H68ZM71 184V183H70ZM70 184L69 185H67V186H70ZM153 184H154V181H153ZM245 184V183H244ZM259 184V183H258ZM5 185V184H4ZM84 185V184H83ZM82 185V186H83ZM155 185H157V184H155ZM154 185V186H155ZM184 185V184H183ZM15 186V185H14ZM246 186V185H245ZM0 192L2 191V190H4V189H2V185H0ZM5 187V186H4ZM3 187V188H4ZM9 187V186H8ZM182 187V186H181ZM183 187H185V186H183ZM209 187V186H208ZM216 187H217V185H216ZM79 188V187H78ZM82 188V187H81ZM210 188V187H209ZM224 188H225V186H224ZM259 188V187H258ZM261 188V187H260ZM6 189V188H5ZM164 189V188H163ZM216 189V188H215ZM243 189V188H242ZM254 189V188H253ZM7 190V189H6ZM6 190H4L3 192L5 193V191ZM55 190V189H54ZM152 190H153V188H152ZM157 190V189H156ZM171 190V189H170ZM178 190H180V188L178 189ZM237 190V189H236ZM252 190V189H251ZM79 191V190H78ZM150 191V190H149ZM158 191V190H157ZM228 191V190H227ZM257 191V190H256ZM262 191V190H261ZM66 192H67V190H66ZM163 192V191H162ZM165 192H167L166 190H165ZM170 192V191H169ZM2 193V192H1ZM3 193V194H4ZM61 193V192H60ZM73 193V192H72ZM74 193H76V192H74ZM73 193V194H74ZM78 193V192H77ZM76 193V194H77ZM206 193H208V192H206ZM241 193V192H240ZM264 193V192H263ZM5 194H7V192L5 193ZM68 194H71V193H68ZM150 194H152V193H150ZM164 194V193H163ZM202 194H203V192H202ZM205 194V193H204ZM224 194V193H223ZM231 194V193H230ZM247 194V193H246ZM131 195V194H130ZM175 195V194H174ZM178 195V194H177ZM190 195H191V193H190ZM226 195V194H225ZM140 196V195H139ZM138 196V197H139ZM154 196V195H153ZM163 196V195H162ZM166 196V195H165ZM181 196V195H180ZM193 196V195H192ZM197 196V195H196ZM260 196V195H259ZM131 197V196H130ZM135 197V196H134ZM140 197H142V196H140ZM182 197V196H181ZM191 197V196H190ZM194 197H195V195H194ZM228 197V196H227ZM243 197V196H242ZM1 198V197H0ZM4 198V197H3ZM108 198V197H107ZM154 198H156V197H153V199ZM159 198H160V196H159ZM164 198V197H163ZM170 198V197H169ZM169 198H168V200H169ZM193 198V197H192ZM216 198V197H215ZM229 198V197H228ZM231 198V197H230ZM139 199V198H138ZM143 199V198H142ZM149 199V198H148ZM187 198H185V200H186ZM190 199V198H189ZM223 199V198H222ZM244 199V198H243ZM261 199V198H260ZM145 200V199H144ZM180 200V199H179ZM181 200H183V199H181ZM192 200V199H191ZM228 200V199H227ZM258 200H259V198H258ZM151 201L153 202V200L151 199ZM160 201V200H159ZM163 200L161 199V202H162ZM188 201V200H187ZM186 201V202H187ZM218 201V200H217ZM141 202V201H140ZM152 202H151V204H152ZM165 202V201H164ZM185 202V201H184ZM219 202V201H218ZM228 202H230L229 200H228ZM234 202V201H233ZM241 202H242V199H241ZM240 202V203H241ZM143 203V202H142ZM159 203V202H158ZM193 203H194V201H193ZM192 203V204H193ZM226 203H227V201H226ZM242 203H244V202H242ZM126 204V203H125ZM139 204V203H138ZM150 204V205H151ZM164 204H166V202L164 203ZM218 204V203H217ZM230 204V203H229ZM232 204V203H231ZM251 204V203H250ZM153 205V204H152ZM154 205H156L155 203H154ZM186 205V204H185ZM187 205H188V203H187ZM189 205H191V204H189ZM197 205V204H196ZM224 205V204H223ZM227 205H228V203H227ZM226 205V206H227ZM264 205V204H263ZM167 206H168V204H167ZM166 206V207H167ZM176 206H177V204H176ZM193 206H195V205H193ZM209 206V205H208ZM244 206V205H243ZM12 207H14V206H12ZM12 207L10 206V207H8V208H5L6 210H5V212H4V214L6 215V216H8L9 214L11 215V214H13V209H12ZM114 207V206H113ZM131 207V206H130ZM169 207H170V205H169ZM184 207V206H183ZM186 208L188 207V206H185ZM184 207V209H186ZM191 208H192V206H190ZM189 207V208H190ZM196 207V206H195ZM212 207V206H211ZM219 207V206H218ZM221 207H222V204H221ZM234 207V206H233ZM247 207V206H246ZM254 207V206H253ZM129 208V207H128ZM142 209H143V207H141ZM235 208H237V207H235ZM248 208V207H247ZM15 209V208H14ZM152 209L154 210V208L152 207ZM172 209H174V208H172ZM132 210V209H131ZM177 210V209H176ZM183 210V209H182ZM202 210V209H201ZM220 210V209H219ZM223 210V209H222ZM230 210V209H229ZM247 210V209H246ZM262 210V209H261ZM264 210V209H263ZM25 211V210H24ZM123 211H125L124 209H123ZM145 211V210H144ZM156 211V210H155ZM170 211V210H169ZM185 211H187V210H185ZM192 211H193V209H192ZM210 211V210H209ZM252 211V210H251ZM167 212V211H166ZM174 212V211H173ZM195 212V211H194ZM194 212L192 213L193 215V217L194 216H196V214L194 215ZM199 211H197V213H198ZM203 212V211H202ZM214 211H212V213H213ZM221 212V211H220ZM236 212V210L234 211V213ZM248 212V211H247ZM126 213V212H125ZM154 213V212H153ZM190 213H191V209H190ZM212 213H211V215H212ZM216 213H217V211H216ZM216 213H214V214H216ZM241 213H242V211H241ZM128 214V213H127ZM141 214V213H140ZM167 214V213H166ZM186 214H188L187 212H186ZM208 214V213H207ZM222 214V213H221ZM238 214V213H237ZM1 215V214H0ZM131 215V214H130ZM245 215V214H244ZM250 215V214H249ZM129 216V215H128ZM127 216V217H128ZM145 216V215H144ZM188 216H189V214H188ZM191 216V217H192ZM218 216H221V215H218ZM230 216V215H229ZM233 216V215H232ZM205 217V216H204ZM226 217V216H225ZM236 217V216H235ZM244 217V216H243ZM249 217V216H248ZM247 217V218H248ZM5 218V217H4ZM131 218V217H130ZM129 218V219H130ZM140 218V217H139ZM160 218V217H159ZM162 218V217H161ZM182 218V217H181ZM189 218H190V216H189ZM216 218V217H215ZM222 218H223V216H222ZM232 218V217H231ZM240 218V217H239ZM1 219V218H0ZM136 219V218H135ZM143 219V218H142ZM195 219H196V217H195ZM194 219V220H195ZM199 219V218H198ZM217 219V218H216ZM230 219V218H229ZM235 219V218H234ZM234 219H233V221H234ZM255 219V218H254ZM257 219V218H256ZM145 220V219H144ZM180 220V219H179ZM183 220V219H182ZM187 220V219H186ZM191 220V219H190ZM220 220H221V218H220ZM227 220V219H226ZM236 220V219H235ZM7 221V220H6ZM133 221H135V220H133ZM136 221H139L138 219L136 220ZM135 221V222H136ZM146 221V220H145ZM184 221V220H183ZM196 221H198V220H196ZM195 221V222H196ZM224 221V220H223ZM239 221V220H238ZM237 221V222H238ZM33 222V221H32ZM36 222V221H35ZM7 223V222H6ZM5 223V224H6ZM9 223V222H8ZM136 223H138V222H136ZM135 223V224H136ZM140 223H142L141 222V220H140ZM145 223V222H144ZM143 223V226L145 227V224ZM155 223V222H154ZM159 223H161V222H159ZM184 223V222H183ZM190 223V222H189ZM193 223V222H192ZM192 223H191V225H192ZM206 223H208V222H206ZM233 223V222H232ZM1 224V223H0ZM31 224V223H30ZM32 224H35V223H32ZM31 224V227L33 226ZM132 224L133 225H135L133 222H132ZM185 224V223H184ZM215 224H216V222H215ZM248 224V223H247ZM155 225V224H154ZM162 225V224H161ZM173 225V224H172ZM187 225V224H186ZM213 225V224H212ZM234 225V224H233ZM232 225V226H233ZM140 226H142V224L140 225ZM200 226V225H199ZM198 226V227H199ZM207 226V225H206ZM250 226V225H249ZM9 227V228H8ZM134 227V226H133ZM136 227H138L137 225H136ZM148 227V226H147ZM188 227V226H187ZM190 227V226H189ZM247 227V226H246ZM264 227V226H263ZM43 228V227H42ZM143 229V227H139V229ZM170 228V227H169ZM194 228H195V226H194ZM194 228H192V229H194ZM197 228V227H196ZM1 230H0V253L2 252V249L4 250V252H2V254L1 255H3V256H1L0 255V264L2 263V264H11V261H13L12 260V257H7V256H9L10 255V253H13V248H12V245H11V240H9V237L8 236H4L5 235V233H6V235H8V232H10V226L8 225V226H5L4 228H0ZM35 229V228H34ZM138 229V230H139ZM140 229V230H141ZM146 228H144L143 230H145ZM202 229V228H201ZM209 229H210V227H209ZM29 229H27V231H28ZM134 231H135V228L133 229ZM143 230H142V232H143ZM147 230L148 231H146L147 232V234L145 235L144 233H143V236L145 235L146 237L148 236V233L150 232V228L148 229L147 228ZM180 230V229H179ZM190 230V229H189ZM195 230H197V229H195ZM205 230V229H204ZM34 232H35V230H33ZM32 231V234H34V232ZM131 231V230H130ZM190 231H192V230H190ZM209 231V230H208ZM26 232V231H25ZM25 232H23V231H20L19 232V236H26L27 235V233H25ZM136 232H137V230H136ZM152 232V231H151ZM203 232V231H202ZM222 232V231H221ZM50 233V232H49ZM131 233V232H130ZM160 233V232H159ZM162 233V232H161ZM229 233V232H228ZM252 233V232H251ZM10 234V233H9ZM134 234V233H133ZM150 235H151V233H149ZM156 234H158V233H156ZM167 234H169V233H167ZM191 234V233H190ZM139 235H140V233H139ZM149 235V236H150ZM180 235V234H179ZM192 235H194V231H193V233H192ZM78 236V235H77ZM76 236V237H77ZM148 236V239L147 240H150L149 238H154V236H156L154 233H152V236H150L149 237ZM159 236H161L160 237V240L163 238V236L162 235H159L158 234V236H156V237H158V245H159ZM187 236V235H186ZM202 236V235H201ZM234 236V235H233ZM239 236V235H238ZM36 237H38L37 235H36ZM40 237V236H39ZM132 237V236H131ZM224 237V236H223ZM145 238V237H144ZM143 238V239H144ZM174 238V237H173ZM36 239V238H35ZM41 239V238H40ZM45 239V238H44ZM156 239V238H155ZM154 239V240H155ZM164 239V238H163ZM171 239H172V237H171ZM175 239H179V238H175ZM174 239V240H175ZM219 239V238H218ZM56 240V239H55ZM78 240V239H77ZM140 240V239H139ZM146 240V241H147ZM174 240H172L173 242H174ZM43 241V243L41 242V240H37V242H29V244H31V248H34L35 250H34V259L35 258H37V256L39 257V255H41L40 257H39V259H40V261L41 260H43V257H45V260H43V261H38L39 259H36L37 261H36V264H37V262L38 263H42V264H44V262H45V264L46 263H49L51 260V264L53 263H55L57 260V262L55 263V264H68V260L67 259H70L71 258V256H70V258L68 257L69 255H70V251H68L69 252V255L67 256V257H65V260L61 257V261L59 262V259L56 257V259L54 260L53 258L51 259V257L50 258H48V256H50V255H48V253L51 251L52 253H53V249H54V255H55V253L57 254V251L55 250V248H53V247H51V245L49 244V246H47L48 244L46 243V241L44 242V240H42ZM58 241V240H57ZM141 241V240H140ZM161 241H163V240H161ZM165 241V240H164ZM176 241V240H175ZM190 241V240H189ZM220 241V240H219ZM260 241H261V239H260ZM41 244H40V243ZM143 243H144V240L142 241ZM152 242H154V241H152ZM156 242H157V240H156ZM177 242V241H176ZM185 242V241H184ZM187 242V241H186ZM194 242H195V240H194ZM222 242V241H221ZM258 242V241H257ZM35 243V244H34ZM47 244L45 247H44V245L45 244ZM56 243V242H55ZM140 243V242H139ZM148 243H150V241L148 242ZM147 243V244H148ZM166 243V242H165ZM164 242H163V244H165ZM168 243V242H167ZM172 243V242H171ZM255 243V242H254ZM35 246H34V245ZM44 244V245H43ZM155 244V243H154ZM162 244V245H163ZM169 244H170V242H169ZM175 244V243H174ZM177 244H178V242H177ZM191 244H194V243H192L191 242ZM200 244V243H199ZM198 244V245H199ZM224 244V243H223ZM226 244V243H225ZM37 245H40V250H41V252L39 253V252H37L36 250H39L38 248H39V246H37ZM41 245H42V247H41ZM141 245V243L139 244V246ZM143 245V244H142ZM151 245H152V243H151ZM157 245V244H156ZM157 245V246H158ZM183 245H185V244H183ZM183 245H182V249H183ZM187 245V244H186ZM190 245V244H189ZM233 245V244H232ZM33 246V247H32ZM150 246V245H149ZM152 246H155V245H152ZM160 246H161V243H160ZM177 246H180L179 244L177 245ZM176 246V247H177ZM229 246V245H228ZM36 247V248H35ZM49 247V248H48ZM144 247V246H143ZM142 247V248H143ZM159 247V246H158ZM162 247H164V246H162ZM162 247H159V252L162 250ZM166 247H167V245H166ZM175 247V246H174ZM188 246H186V248H187ZM194 247H196V246H194ZM207 247V246H206ZM51 248H53L52 250H51ZM180 248V247H179ZM180 248V249H181ZM185 248V247H184ZM185 248V249H186ZM189 248V247H188ZM190 248H191V246H190ZM200 248H201V246H200ZM205 248V247H204ZM246 248V247H245ZM58 249H60V248H58ZM153 249V248H152ZM163 249H166V248H163ZM168 249H170V248H168ZM180 249H178V251H180ZM202 249V248H201ZM244 249V248H243ZM42 250H43V253H42ZM45 250V251H44ZM111 250V249H110ZM147 250V249H146ZM172 250V249H171ZM175 250V249H174ZM184 250V249H183ZM188 250V249H187ZM187 250H185V252L187 251ZM195 250H197V249H195ZM47 251V252H46ZM106 251V250H105ZM104 251V252H105ZM156 251V250H155ZM182 251V250H181ZM6 252H10V253H8V254H6ZM31 252H33V249L31 250ZM58 252H60V251H58ZM67 252V251H66ZM107 252V251H106ZM170 252V251H169ZM188 252V251H187ZM191 252V251H190ZM199 252V251H198ZM231 252V251H230ZM234 252V251H233ZM238 252V251H237ZM36 253V254H35ZM47 253V254H46ZM52 253H49V254H52ZM61 253V252H60ZM176 253V252H175ZM184 253V252H183ZM235 253V252H234ZM42 254H43V256H42ZM64 254V253H63ZM68 254V253H67ZM73 254H74V252H73ZM92 254V253H91ZM101 254V253H100ZM157 254H158V252H157ZM173 254V253H172ZM45 255V256H44ZM48 255V256H47ZM53 255V254H52ZM51 255V256H52ZM159 255V254H158ZM166 255H168V254H166ZM175 255V254H174ZM183 255H185V253L183 254ZM225 255V254H224ZM233 255V254H232ZM98 256V255H97ZM100 256V255H99ZM165 256V255H164ZM242 256V255H241ZM3 257V258H2ZM5 257V258H4ZM29 257H31V256H29ZM60 257V256H59ZM103 257H104V255H103ZM107 257V256H106ZM112 257V256H111ZM110 257V258H111ZM158 257V256H157ZM167 257V256H166ZM172 257V256H171ZM187 257V256H186ZM2 258V259H1ZM8 258V259H7ZM42 258V259H41ZM55 258V257H54ZM94 258H96V257H94ZM164 258V257H163ZM168 258V257H167ZM185 258V257H184ZM222 258V257H221ZM235 258V257H234ZM9 260L10 259V262H8L7 260ZM51 259V260H50ZM107 259V258H106ZM112 259V258H111ZM110 259V260H111ZM157 259V258H156ZM225 259V258H224ZM228 259V258H227ZM2 260V261H1ZM28 260V259H27ZM47 260V261H46ZM62 260L64 261V262H62ZM77 260V259H76ZM109 260V259H108ZM109 260V261H110ZM160 260H162V258L160 259ZM170 260V259H169ZM219 260V259H218ZM233 260H235V259H233ZM232 259H231V261H233ZM32 261V260H31ZM49 261V262H48ZM55 261V262H54ZM158 261V260H157ZM171 261V260H170ZM184 261V260H183ZM3 262H6V263H3ZM8 262V263H7ZM17 262V261H16ZM74 262V261H73ZM75 262H78V260L77 261H75ZM97 262V261H96ZM107 263H108V261H106ZM113 262H115L114 260H113ZM169 262V261H168ZM202 262V261H201ZM222 262H224V261H222ZM221 262V263H222ZM228 262V261H227ZM71 264H74V263H72V262H70ZM103 263V262H102ZM101 263V264H102ZM106 263V264H107ZM161 263H164V261L163 262H161ZM185 263V262H184ZM183 263V264H184ZM12 264H14V262H12ZM24 264H27V263H24ZM28 264H34V263H28ZM78 264V263H77ZM95 264V263H94ZM113 264V263H112ZM166 264V263H165ZM182 264V263H181ZM238 264V263H237Z\"/></svg>",
    "mask_w": 264,
    "mask_h": 264
}]
</instances>
